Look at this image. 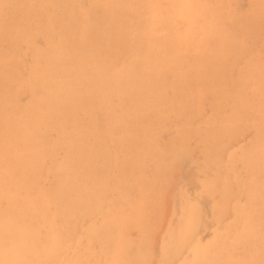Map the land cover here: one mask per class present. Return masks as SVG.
Wrapping results in <instances>:
<instances>
[{
  "label": "rangeland",
  "instance_id": "1",
  "mask_svg": "<svg viewBox=\"0 0 264 264\" xmlns=\"http://www.w3.org/2000/svg\"><path fill=\"white\" fill-rule=\"evenodd\" d=\"M40 1L43 2V0H0V10H1L0 11V23H1L0 28L4 27V29H3L4 31L2 29L0 30V32L2 31L0 33V40H1V42H0V143H1L0 144V150H1L0 151V154H1L0 160L1 159L3 160V161L1 160L2 162H0V183H1L0 187L4 186L3 187L4 189L0 188V197H1L0 198V210H1L0 216L2 217V218H0V222H1L0 224L1 225L4 224L1 227L2 230H0V232H2V233H0V240L2 241V239H1L2 237H3V240L4 239L6 240V241L5 240L2 241L3 242L2 244L0 241V245H3V247L2 246L0 247V251L2 250V252H0V264H3V263L4 264H7V263L8 264H47V263L48 264H55L56 261L57 262L59 261L58 260L59 257H57V256H62V259H63V260H61L63 263L60 261V262H58L59 264H68V263L73 264L72 258H75L74 264H76V261L78 264H80L82 262V260H83L82 264H167L166 263L167 261L169 264H184V263L185 264H192V263L193 264H200L202 262V260H203V262H202L203 264L204 263L205 264H211V263H214V264H225V263L226 264H235V263L236 264H258V263L264 264V245H263L264 244V173H263L264 172V145H262V144H264V142H262V140H264V139L261 138V137L264 138V130H263L264 129L263 128L264 127V0H220L219 2H218V0L217 1L216 0H209V1L208 0H206V1L202 0L203 3L201 2V0H197L199 5L197 4V2H195L196 0H194L193 3H194V5L196 4V6H193V3H192V6H193L192 10L195 7H197V8H195L197 11L200 10V11H203V13H204V11L206 12L211 7V9L213 11L211 12V9L208 11H210L211 14L213 13L212 14L213 16L210 15L209 13L206 16V14L204 15L200 11L198 13L195 10V11H193L194 13L196 12L197 15L198 14H200V15L202 14V15L201 16L198 15V19L197 18L196 19L199 22H197V20L195 19V17H197V15L192 13V14H194L193 17L191 16V18H194V19L190 18L191 21L193 20L192 23H191L189 18L187 20L186 17L180 15V12H181L180 10L182 9L183 4L185 3L184 0H178L181 2L183 1L182 2L183 4L181 2L177 3V0H175L176 2L174 0H171L172 1L171 3H170V0H165L167 2L169 1L168 2L169 5H167L166 4L167 2H165L164 0H116V1L115 0H113V1L112 0H92L93 3L91 0L90 1L89 0H71V2H69L70 0H58V1L49 0V2H48V0H45V4H46V2L49 3L48 7H47V5H46V7H44L45 6L44 2L41 4ZM62 1H65V2H63V4H62ZM154 1H157V2L155 3ZM151 2H153V3H151ZM174 2L177 4L174 5ZM213 2H214V4H213ZM35 4L38 6H36ZM66 4L68 6L71 5V7L69 6L70 8H67ZM72 4H73V7H72ZM92 4H93V6L89 7ZM28 5H29V7H27ZM33 5H34V7H33ZM51 5L53 6L52 7L53 9L49 8ZM63 5H65V6H63ZM76 5L80 7L79 12L77 10L79 8ZM83 5H84V7H82ZM87 5H89L88 6L89 8L87 7ZM103 5H105V6H103ZM150 5H152V6H150ZM163 5L164 6L166 5V6L163 7ZM173 5H174V9H173ZM207 5L210 7L208 8ZM96 6L97 7L99 6V7L97 8ZM159 6L161 7V8H159L160 10L158 9L156 11L157 7H159ZM201 6H203V7H201ZM57 7H58V9H57ZM63 7L65 9H63ZM151 7L152 8L155 7V9L154 8L153 9L156 11V13ZM166 7L167 8L172 7V8H168L167 9L168 11H166ZM55 8L57 10H59L61 13L59 12V14H57L58 11L56 12ZM84 8L87 11V15H86V11L84 10ZM162 8H164V9H162ZM28 9L30 11H28ZM31 9H33L34 11ZM72 9L75 11L74 13H76V14L73 13ZM61 10L65 11V12H62ZM68 11L70 12V14L68 13ZM140 11H141V13H140ZM145 11L149 13V14L145 13V15L147 17H149V19H147V17L144 16ZM159 11L161 12V14ZM170 11H172V13H169ZM216 11L217 12L219 11L218 13L221 12L222 17H220V20H218L219 19L218 15H217V18L215 17L216 13H217ZM93 12L95 13V15ZM55 13L57 15H55ZM62 13L63 14L66 13V14H64V16H63ZM164 13H166V14H164ZM50 14L52 16L55 15V17H52ZM156 14H159L160 16L156 15ZM162 14H164V15L161 16ZM60 15H62V17ZM68 15H70V17H68ZM74 15H76V17ZM89 15L91 17H89ZM203 15L206 17L204 18ZM59 16L63 19L61 20V18ZM71 16L72 17L74 16L75 18H72ZM86 16H88V17H86ZM111 16H112V18H110ZM152 16H154V19ZM169 16L171 17V23L169 21ZM45 17H46V19H48L47 21L45 20ZM51 17L53 19L55 18V22H57V25H56V23H53L54 21H53V19H50ZM58 17L60 18V20L57 21V19H59ZM201 17L204 20H202ZM211 17L212 18L214 17L217 19V20L214 19L217 21V22L215 21L217 23L216 24L217 26L215 25V22L211 23V21H214ZM230 17H232V18H230ZM87 18H89L90 20ZM104 18H105V20H103ZM162 18H164V20H162ZM206 18H208V19H206ZM223 18L225 20H223ZM25 19H27L28 23L25 21ZM71 19H72V22L70 23L69 21H71ZM146 19H147V21H146ZM167 19H168V21H167ZM209 19H212V20H209ZM231 19H234V20H231ZM235 19H236V22L233 23V25H232L231 22L235 21ZM93 20H95V21H93ZM156 20L159 22H155ZM184 20H185V23H184ZM194 20H196L195 23H194ZM205 20H207L208 22L206 23ZM228 20H231V21L228 22ZM11 21L13 23H11ZM90 21H92V22H90ZM145 21H146V24H145ZM148 21H149V24H148ZM165 21L168 23L167 27H165L166 26ZM189 21H190V23H189ZM203 21H204V23H203ZM221 21H222V23H221ZM49 22L51 24V27L48 24ZM58 22L61 24L64 22L63 26L62 25L60 26V28H61L60 32L58 31L59 30L58 25H60ZM89 22H90V24H89ZM94 22H96V23L92 25V23H94ZM99 22H100V24H99L100 26L96 27V24ZM8 23H9V25H8V29H7ZM67 23H69V24H67ZM104 23L105 24L107 23L105 28H104V26H105ZM116 23H120V25L119 24L117 25ZM142 23H144L143 26H142ZM159 23H161L160 24L161 28H157V26L160 27ZM213 23H214V25H212ZM229 23H230V25H228ZM2 24L4 26H2ZM45 24H46V26L49 27V30L51 28V32L49 34H47L48 29L45 30L46 29ZM115 24L117 25V27ZM174 24H175V26H174ZM195 24L197 25L196 27H194ZM218 24H219V26H218ZM20 25H22V26H20ZM78 25H79V29H78ZM130 25H132V26L130 27ZM139 25H140V27H139ZM155 25H157V26H155ZM203 25L204 26L206 25L205 26L206 29L203 28ZM211 25H212V28H214V31L211 28ZM92 26H94V27L92 28ZM121 26H122V28H121ZM178 26H181V27H178ZM190 26H192L195 30H193V31L191 30L192 32L189 31L188 27H190ZM201 26H202V28H200ZM12 27H16L17 29L16 28L13 29ZM52 27H54L56 32L54 31V29H52ZM70 27H72V30H70L71 29ZM145 27H147V29H145ZM174 27H175V29H174ZM177 27L179 28L180 31L177 30L178 29ZM9 28L11 31L9 30ZM94 28L96 29V31L98 33L99 32L100 33L97 34L96 31L94 30ZM99 28H100V30H99ZM115 28H118V29H115ZM127 28H129V29H127ZM138 28L141 29L142 33L140 30H138ZM155 28H157V29H155ZM164 28L167 31V34H166ZM209 28H210V31H209ZM215 28H218L219 30L218 29H216V30H218L220 32H217L215 30ZM232 28L234 29V31L232 30ZM6 29L9 30L10 33L6 34V32H9ZM62 29L63 30L65 29V30L63 31ZM152 29H153V32H151ZM158 29L160 30V33L162 31H164L165 33L163 32V34H165V35H163L162 33H161V36H160V34H157V32L159 33ZM170 29L173 30L172 31L173 33L170 32ZM20 30L23 33H21ZM61 30L65 33L64 37H62L63 32L61 35ZM120 30H121V32H120ZM143 30H144V33H143ZM146 30H148V31H146ZM185 30H186V32H185L186 34L184 33ZM45 31H47V33ZM70 31H72L71 34H70ZM82 31H84L85 33H83ZM177 31L179 32V34L177 33ZM52 32H55V33H53L54 35L51 34ZM67 32H68V34H67ZM76 32H77V34H76ZM110 32H113V33H110ZM190 32H191V34H189ZM194 32H195V34H194ZM200 32H201V36L203 34H205L206 36L203 35V37L200 38L201 37ZM43 33H45V34H43ZM58 33H60L61 36L60 35L58 36ZM73 33H75V34H73ZM101 33H102V35H101ZM139 33H141L142 36H140ZM211 33H212V35H211ZM1 34H3L4 37ZM133 34H135L137 37L139 35V38H137ZM144 34H145V36H144ZM156 34L158 36H156ZM174 34H175V36H174ZM47 35H49V37L45 39L44 37H47ZM87 35H89V36L87 37ZM91 35H93V36H91ZM94 35H97V38H95ZM114 35L117 37H115ZM120 35H122V36H120ZM195 35L198 38L197 37L193 38ZM5 36H6V39H5ZM66 36H67V38H66ZM71 36H72V39H71V41H69L70 40L69 38H71ZM99 36H101V37H99ZM110 36H112V37H110ZM129 36H130V38H129ZM131 36H132V38H131ZM153 36L154 37L156 36V37L153 38ZM167 36H168V38H167ZM185 36H186V39H188V40L192 36L190 38V40H189L190 42L188 44L186 43L188 40H186V42L184 41ZM2 37L6 41H4V40L2 41V39H1ZM91 37H93V38H91ZM107 37H110L109 42L107 40L108 39ZM174 37H176V38H174ZM177 37H180V38H178V42H177ZM20 38H21V40H20ZM52 38H53V41H52ZM89 38H91L90 39L91 42H94L93 44L90 43L91 49H89L90 46H88ZM94 38H95L96 42L93 41ZM104 38H106V39H104ZM113 38H115V40ZM118 38L121 41H119ZM135 38H137V39H135ZM192 38H193V40H191ZM217 38H219V39L217 40ZM133 39H134V41H133ZM153 39H155L156 41H154ZM158 39H160V40H158ZM165 39H167V40L170 39L172 41L170 43V40H169V43H168V41ZM196 39H199V40H197V42L201 41V43L198 42V44H196L197 43L196 42L193 45V42H195ZM84 40H86V41H84ZM135 40H137V41L140 40L139 41L140 44H139V42H136ZM161 40H162L163 44H161ZM173 40H175V41L173 42ZM182 40H183V43H182ZM16 41H18L19 43ZM22 41H24V42H22ZM101 41L103 44L105 42H108L110 44V45H108L107 43L104 44L105 45L104 48L106 49L105 54L103 52L105 50L104 48H102V51H100L101 49L98 48L100 45H101V47L103 45V44H101ZM153 41L155 43H153ZM54 42H55V44H54ZM59 42L60 43L62 42V43L60 44ZM84 42L85 43L87 42V45H86L87 48L85 47ZM157 42H159L158 45H157ZM128 43H130V44H128ZM148 43H149V45H148ZM176 43H177V47H176ZM77 44L79 45L78 47H76ZM57 45H58L57 48H59V49L56 51ZM82 45H84L83 48H85L84 52H86V53H84V52L80 53V51H83ZM131 45H133V47L134 46L136 47L137 50H135V51H138V53L141 52L144 55L141 53L140 54L136 53L134 51L135 47L133 48L132 54H127V52L129 53V51L131 52V50H132ZM137 45H139V46L137 47ZM162 45H164L165 48H163ZM191 45L195 46V48L193 46L191 47L192 50H195L194 54H193L194 56H191L192 54H190L192 51L190 49ZM54 46H55V49H54ZM108 46L110 48H107ZM150 46H153L152 48L153 49L155 48L154 50H156L158 48H161V49H159V52L156 51L158 53V54L156 53L157 54L156 55L155 51H153ZM173 46H175V48ZM196 46H198V47L202 46V47L200 50L197 47V50H198L197 51ZM62 47L64 49H62ZM95 47H97V49ZM140 47H142V48H140ZM146 47H148L149 49H146V51H145L143 48H146ZM167 47H171L170 50H169V48L167 50L166 49ZM172 47L174 48V52H173ZM36 48H38L39 51ZM139 48L141 49V51ZM176 48H177V51H176ZM98 49H100V50L97 51ZM109 49H111V50H109ZM162 49H164V50H162ZM178 49H179V51H181L183 49L182 51H184L185 53H183L182 51H181L182 53L179 52ZM232 49H234V50H232ZM88 50L91 52H89ZM95 50H96V54H95ZM108 50H109V52H108L109 55H108V53H106ZM160 50H161L163 55L161 54ZM230 50H232V51L230 52ZM33 51L34 52L37 51L39 53V55L36 54L37 56H39L38 58L36 57V59H35V56L33 55L34 54ZM114 51L117 53L115 54ZM143 51L146 53L147 56L145 55V53ZM99 52H101V53L97 54ZM102 52H103V55L105 57H101V56H103ZM147 52L149 53V56H148ZM170 52H173V53L171 54ZM178 52L181 54L180 55L181 59H179L180 58L179 56L178 57L175 56L176 54H178ZM186 52L189 53V56H188L189 58L190 57H192V59L194 57L196 58V59L195 58L193 59L195 61V63H194V61L190 62V60L188 59L187 56H186L187 59L184 60V57L187 54ZM195 52H196V54H195ZM83 53H84V56H83ZM87 53L89 55L91 53L92 56L93 55H95V56H93V57L89 56L88 57ZM150 53L151 54L154 53V55H156V56L153 55V57H152L150 55ZM164 53H166V54H164ZM56 54H58V56ZM72 54H73V56H72ZM136 54H138V56H137L138 59L136 58ZM159 54H160V56H159ZM170 54L174 55V56H171ZM197 54H198V56H197ZM67 55H68V57H67ZM69 55H71V58H69L70 57ZM98 55H100V56H98ZM128 55H129V57H127ZM130 55H132V56L130 57ZM142 55H143V58L141 57ZM167 55H169L170 58ZM77 56H81V57L77 58ZM113 56H115V57H113ZM119 56H123V57L121 59H119L120 58ZM97 57H98V60L100 59L99 57H101V60H99V62L97 60ZM106 57L108 59H106ZM126 57L128 58L127 60H130V61H127ZM134 57L137 60L134 59ZM150 57H152V60H150ZM162 57L164 58V63H163ZM172 57H174V59L175 58H178V59H175V62H174L172 60ZM210 57H212V58H210ZM216 57H217V59H216ZM66 58H69V59L66 60ZM155 58H156V60H155ZM54 59H57L58 63ZM80 59H81V61L86 59V60H84L85 63H87L88 62L87 60H89L90 64L95 65L93 69L96 68L97 70H95V71L98 72L99 74L96 73L95 71H92L93 69L90 70V74H88L89 71L86 72V70H88L89 68H92L93 66H91L88 63V66L86 64H83L84 66L86 65L84 67L81 64L83 62H81ZM113 59L114 60L116 59L115 61L116 62L119 61V62L115 63V61ZM144 59H146L148 61H145ZM165 59L167 60L168 63L173 62L172 64H170L171 66L167 65L168 63L166 62ZM170 59H171V62H170ZM197 59L199 60V63H200L199 66H198V60ZM229 59H231V60H229ZM37 60H41L42 62L39 61L40 63L37 64V62H38ZM60 60H64V62L63 61L61 62ZM71 60L73 61V63H71ZM94 60H95V62H93ZM120 60L124 61L125 63H122ZM159 60H161V61H159ZM176 60H177V62H176ZM186 60H188L189 62L187 63ZM196 60H197V63H196ZM35 61H36V63H34ZM150 61L152 64L150 63ZM232 61H233V63H232ZM111 62H112V64H111ZM127 62H129L131 65L134 62L133 64H135V65L131 66ZM144 62L146 65L144 64ZM165 62H166V64H165ZM60 63L62 64L63 67H60L61 66ZM67 63H69V64L67 65V70H66L65 67H66ZM70 63L73 65V66L71 65L72 69L70 68ZM102 63H103V65H102ZM113 63L116 65V68H115V65L113 66ZM191 63L192 64L194 63V65H192ZM39 64H41L42 66H40ZM55 64H57V65H55ZM180 64L181 65L183 64L182 65L183 67ZM187 64H188V66H187ZM195 64H196V69L194 67ZM75 65H77L78 67L77 66L75 67ZM81 65H82V67H84V69L81 67ZM89 65H90V67H89ZM107 65H109V67H107ZM184 65L186 67H184ZM203 65L205 67V70L203 68ZM110 66H112V67H110ZM130 66L132 67V69ZM142 66H144V67H142ZM164 66H165L166 70H165V68L162 69ZM52 67L54 70L52 69ZM86 67H88V68L86 69ZM113 67H114V70H112ZM117 67H118V70H117ZM187 67H190V68H187ZM37 68H39V69H37ZM45 68H46V70H45ZM49 68L52 70H50ZM125 68H129V69H125ZM142 68H144L145 71ZM148 68H150L149 73H148ZM70 69L72 71L69 72ZM81 69L84 71L80 75V73L82 71ZM101 69L102 70L105 69L108 72L104 71V73H103V71ZM136 69H137V72H136ZM139 69H142V70L138 71ZM181 69L182 70L184 69V71H182ZM197 69L199 70L198 75H197V71H198ZM42 70H44L45 72H43L44 74L42 73L40 75ZM49 70H50V74H48L46 72ZM115 70H117L118 72ZM119 70H121V71H119ZM188 70H190L191 72L187 73ZM192 70H194L195 72H193ZM201 70H203V71H201ZM53 71L54 72L58 71L56 74L58 77H56V75L53 73ZM134 71L136 72V75H135ZM152 71H154V72L152 73ZM206 71H207V73H206ZM73 72H76V73H73ZM85 72H86V74H85ZM100 72L103 74L102 76H101ZM112 72H113V74H112ZM115 72H116V74H114ZM119 72H120V74H119ZM122 72H124V75L126 74V76H123L124 78L130 77L131 75H133V76L128 78V79L125 78L126 80L123 77L121 78L122 81L118 80L117 78L119 76L121 77L123 75ZM141 72H142V74H141ZM164 72H165V74H164ZM255 72H257V73H255ZM45 73L47 75H51V77L50 76L48 77ZM110 73H111L112 77H114V75H115L116 77H114V78L117 80H115L114 78H111ZM144 73L146 74V76L148 75L147 78H146ZM158 73H160V74H158ZM173 73H175V74H173ZM181 73L183 74V76ZM118 74H119V76H118ZM149 74H150V76H152V79L149 76ZM203 74H205V75L203 76ZM63 75L65 77L61 80L60 77H63ZM71 75L74 76L73 78H75L76 81L78 79L80 81L78 80L76 82L75 79H73ZM82 75H87V76L83 77ZM88 75L90 78L88 77ZM97 75L100 77V79H99L100 82H98V80H97L99 78V77L97 78ZM138 75H139V77H134V76H138ZM179 75H180V77H179ZM200 75H201V77H198ZM91 76H94L93 78H95V79L97 78V79L96 80L93 79L94 81L90 83V80H92ZM187 76H189V77H187ZM192 76H194V77H192ZM41 77H43V78H41ZM106 77H108V78H106ZM159 77H161V78H159ZM175 77H177V80ZM59 78L61 80L60 82L58 80ZM82 78L84 80H82ZM131 78H134L135 81H138L139 79H142V80H139V82H135ZM136 78L137 79L139 78V79L137 80ZM153 78L157 82L154 81ZM164 78H166V79H164ZM190 78H192V79H190ZM30 79L33 81L30 82ZM64 79H65V81H67V80H69V81L65 82ZM103 79L105 82H103ZM107 79H109V80H107ZM158 79H159V81H158ZM161 79H162V81H161ZM179 79L183 80L182 81L183 84L180 83L181 81ZM38 80H40V82ZM128 80H130V81H128ZM166 80H167V82H166ZM198 80H200L201 82ZM49 81L52 83H50ZM81 81H83L84 83L83 82L81 83ZM95 81H97V82H95ZM106 81L108 83V89H106L107 88ZM125 81H126V83H124ZM140 81H141L142 87L140 85ZM202 81H203V83H202ZM230 81H232V82H230ZM117 82L119 83V85ZM149 82H152V83L149 84ZM170 82L172 83V85L170 84ZM65 83H66V85H65ZM71 83H73L74 85ZM88 83H90V84L93 83L92 85H89L90 90L94 89L95 87H96V89H94V91L93 90L90 91L89 86H87ZM105 83H106V85H105ZM136 83H137V85H136ZM156 83H158V84H156ZM59 84L63 85L62 86L63 88L61 87L62 90L59 88L60 87ZM82 84H84V85H82ZM97 84L100 85V87ZM132 84L136 85V86L133 85L135 90L133 89ZM147 84L150 86L151 89L148 88L149 86ZM153 84H155V90H154ZM180 84L184 85V86H182V88H181V87H179ZM231 84H232V86H231ZM31 85H32V87H31ZM67 85L69 86V88ZM71 85H72V87H71ZM81 85H82V87H81ZM85 85L88 88L87 90L85 88L86 87ZM93 85H94V87H93ZM114 85H115V87H114ZM128 85H129V87H128ZM143 85L146 86L145 88H148V89H145ZM175 85H177V87ZM262 85H263V87H262ZM42 86H43V90L41 88ZM56 86H58L57 87L58 89L56 88ZM104 86H106V88H104ZM116 86L118 89H120L122 87L120 90H118L120 92L117 91ZM131 86H132L133 91H131L130 93L135 95L134 96L135 100L133 99V95H130V93H129V91L132 90V89H130ZM167 86H169V87H167ZM170 86H172L174 92L177 93L178 92L177 89H179V91L182 90L181 92L183 94L181 92H179V95H178V93L177 94L173 93L172 92L173 90ZM38 87H39L40 92L37 89ZM47 87H49V88H47ZM65 87L67 88V91H66ZM110 87H112V88H110ZM135 87L137 88L138 91L136 90ZM175 87H176V89H175ZM229 87H230V89L232 87V89L230 90ZM98 88H100V90ZM52 89H54L55 93ZM102 89H105V90H102ZM110 89H112L114 93ZM123 89H127L126 91L128 92V95H127V92L123 91ZM140 89H141V91H140ZM228 89L230 91H232V90L233 91L229 92ZM45 90H47V91H45ZM101 90H102L103 94L101 93ZM108 90H109V95H108ZM204 90H205V92H204ZM88 91L90 92L89 95H90L91 99H88L89 98L88 97L89 95H87ZM136 91L139 92V94ZM46 92H48V94ZM72 92H74V93H72ZM81 92H83L84 94L83 93L81 94ZM105 92H107L106 94L109 97L110 96L111 97L108 98V96L105 94ZM117 92L120 95H123L125 93L126 95L125 94L124 95L127 96V99H129L130 97L131 98L129 99V101H127L125 96L121 97ZM133 92H136L138 95L136 93L134 94ZM203 92L205 94H203ZM14 93L15 94L17 93V94L15 95ZM157 93L159 94V97H158ZM52 94L54 96H52ZM110 94L114 95V97ZM163 94H164V96H163ZM174 94H176V95L173 96ZM186 94L188 96H190V94H192V96L188 97V96H186ZM210 94H211V96H210ZM37 95L40 96L39 99H38ZM44 95L46 98L42 97ZM80 95L83 98L81 97V99H80ZM85 95H87V96H85ZM129 95H130V97H129ZM136 95L140 99L136 98ZM150 95H153V96H150ZM154 95H156L157 99L155 98ZM180 95L181 96L183 95L182 98ZM48 96H50V97H48ZM118 96H120L121 98L120 97L118 98ZM55 97H59V98H55ZM78 97H79V99H78ZM115 97L118 98L119 100L117 101V99ZM201 97H204V98H201ZM32 98H34L33 99L34 102H32L33 101ZM106 98H108V100H107L108 103L106 102ZM122 98L124 101L122 100ZM169 98H170V100H169ZM49 99H51L52 105H51V101ZM138 99H139L138 102L140 103V105L139 104L137 105ZM154 99H155V101H154ZM164 99H165V101H163ZM38 100L41 102L43 101V104H41V102H40V104L38 105L37 104ZM62 100H64V101H62ZM85 100H88V101L86 102ZM120 100H121V102H120ZM132 100L135 101V104H133L134 102ZM156 100H158L159 103ZM212 100H215V102L214 101L212 102ZM44 101L47 103H45ZM99 101L100 102L104 101V102L100 103ZM89 102H90V104H89ZM117 102L121 103V104H119L120 106H118ZM58 103H60V104L57 105ZM141 103H143V104H141ZM232 103H233L234 107H232ZM96 104L97 105L100 104V105H98V108H97ZM111 104H113L114 106ZM156 104H158V106ZM160 104H162V105H160ZM180 104H181V106H180ZM40 105L41 106L43 105V106L41 107ZM49 105L51 107H49ZM56 105H57V107H59V109L57 107H54ZM105 105H106V107H105ZM116 105L118 107H116ZM126 105H128V107L131 110H133L134 107H136V110L141 109L139 111L140 114L138 111H135V109L133 111H135L137 113L134 114V112L131 111ZM135 105H137V106H135ZM184 105H186V107H184ZM88 106L90 107L89 109H88ZM124 106H126V108ZM153 106H155V107H153ZM175 106L177 109L174 108ZM40 107L43 110H45V108L47 107L48 110L43 111L40 109ZM65 107L67 109H69L68 110L69 112L67 111V109ZM77 107H79V109ZM99 107H102V108H99ZM30 108H31V110H29ZM54 108H56V109H54ZM106 108H110V109H108V111H107ZM149 108H151V109L153 108L152 111H151V109L147 110ZM52 109L55 110V112H57L56 114H55V112L53 113V111L51 112L54 114V116H56V118L54 117L55 119H53V115L51 113H49L50 115L48 114V112ZM63 109L66 110L67 113ZM87 109L91 110L92 113H90L89 111H88L89 112L88 113L86 111ZM103 109L104 110L106 109L107 113H106V111L102 112ZM120 109L127 111V112L124 113L122 111L124 113V115H123V113L121 112ZM125 109H127V110H125ZM175 109L177 111H175ZM178 109H180V110H178ZM217 109L220 110V113L218 112ZM32 110L34 112H32ZM112 110H114L116 112V114ZM144 110L148 111V112L146 111L147 114L145 113ZM164 110H165V112H164ZM41 111L43 112L41 115L42 116L44 115V117H42L40 115ZM82 111H84V112H82ZM111 111L114 112L115 116L113 115V113ZM30 112H32V113H30ZM86 112H87V116L85 117ZM110 112L112 113L111 115H113L112 117L110 115ZM172 112H175V113H172ZM36 113H38V114L36 115ZM58 113H63V114L60 115ZM120 113H122V116ZM127 113H128V116H127ZM181 113H182V116L184 118L181 116ZM258 113H259V115H258ZM91 114H92V117L90 116ZM106 114H108V115H106ZM125 114H126V116H125ZM132 114L135 116L134 117L135 120L133 117L129 116V115L133 116ZM183 114L184 115L188 114V116H184ZM30 115H32V116H30ZM78 115H80V116H78ZM83 115L85 118L83 117ZM66 116L68 117V121L66 119L67 118ZM109 116L111 118H108ZM153 116H154V118H153ZM172 116H174V117H172ZM216 116H218V117H216ZM31 117H32V119H31ZM62 117H63L64 123L62 122ZM115 117H116V119H115ZM120 117H123V119H121ZM126 117H128V118H126ZM144 117L151 119V121H149L147 119L149 121V124H148L146 118H144ZM170 117L172 119H170ZM43 118L45 120H43ZM106 118H108L109 120L110 119H112V120L109 121ZM117 118L118 119L120 118L121 120H126V121H120ZM136 118H137V120H136ZM35 119H36V121L37 120H39V121L35 123ZM58 119H59V121H57ZM213 119H215V120H213ZM7 120H8V122H6ZM69 120H70V122H69ZM117 120L119 121V123H116ZM4 121H5V123H4ZM19 121H20V123H19ZM50 121H51V123H50ZM80 121H81V123L79 124ZM103 121H105V122H103ZM213 121L215 122V124ZM29 122H30V124L28 125L27 123H29ZM54 122H55V124H54ZM72 122H74V124ZM123 122L129 123V125L126 124V126H125V123L122 124ZM145 122L147 123V125L145 124L147 126V128H146V126H144ZM40 123H43V125ZM65 123H68V125L66 124V126H65L64 125ZM71 123H72V125H71ZM111 123H114V124L112 125ZM158 123H161V124H158ZM174 123H176V124H174ZM24 124H26V126ZM34 124H35V126H34ZM46 124H48V125H46ZM78 124H79V126H78ZM104 124L106 125L107 130L104 129L105 128ZM17 125H20V126L24 125L26 128H23L24 126L23 127L21 126L23 128V129H21V127L17 126ZM52 125H54L56 127H54ZM74 125H75V127H74ZM139 125H141V127ZM156 125H158V126H156ZM3 126H6L5 129L9 130V131L7 132L6 130H3L4 129ZM29 126L33 127L34 129L30 127V130H29ZM39 126H41V127H39ZM48 126H50V127H48ZM51 126H52V129L56 128V130L55 129L52 130ZM62 126H63V128H62ZM67 126H69L70 128ZM101 126H104V127H101ZM109 126L110 127L112 126L111 128H113V126H114V128L111 129ZM142 126H144V127H142ZM40 128L43 131L39 130ZM64 128L66 129V131H64ZM75 128H77V129H75ZM109 128H110V130H109ZM149 128L151 129V131L153 128V131L152 132L149 131ZM10 129L14 130V131H12V132H14V134L13 133H11V134H13V135L16 134V135H15V137L12 135V138L9 139V137H11V134H8L11 132ZM31 129H33V130H31ZM214 129H218V130L221 129V130H219V131L217 130L215 132V135H214V131H215ZM20 130H21V132H20ZM26 130H29L30 134ZM101 130H104L105 132L104 131L101 132ZM143 130L145 131V133L143 132ZM210 130H211V132L213 131L212 132L213 134L211 133L212 136L210 135V132H208ZM233 130H234V132H233ZM18 131L20 132L19 134H18ZM33 131H35V132H33ZM38 131L40 133H38ZM56 131H57L58 135H56ZM59 131H61L62 133ZM106 131H108V132H106ZM141 131L144 133L143 138H142L143 133ZM68 132H69V134H68ZM76 132L77 133L79 132L81 137L78 135L79 133L76 134ZM85 132L87 133V135L83 136V135H85ZM111 132L114 133L113 135H115V136H118L116 134L120 135L118 137L120 140L119 142L115 136H110ZM71 133H72L73 137H71L72 136ZM154 133H155V135H154ZM198 133H200V134H198ZM206 133H207V135H206ZM216 133H218V134H216ZM230 133H231V136H230ZM26 134H27V136H25ZM66 134H68V136ZM105 134H106V136H105ZM149 134H150V136L154 135V137L151 136V138H153V139L150 138ZM208 134L212 137L211 140H213V142H211V141H210V143L208 142L210 139V138L207 139ZM222 134H223V136H222ZM232 134H233V137L235 139L232 137ZM3 135L4 136L8 135L9 137L6 139L7 136L4 137ZM28 135H29V137H28ZM49 135H51V137H49ZM55 135L57 136V140H55V137H56ZM59 135L60 136L62 135L64 138L62 136L60 137ZM122 135L124 137H122ZM157 135H158V137H157ZM259 135L261 136V137H259L260 140L258 139ZM17 136L18 137L21 136V137L17 138ZM66 136L69 137L70 140L68 138H66ZM140 136H141V138H140ZM186 136H187V138H186ZM22 137L24 139L26 138V140L22 139ZM34 137H36V138H34ZM41 137H42V139H41ZM77 137L79 140L77 139ZM79 137L81 138L82 141L80 140ZM89 137H90V139H89ZM173 137H174V139H173ZM193 137H194V139H193ZM205 137H207L206 138L207 141L205 140ZM44 138H46V139H44ZM51 138H52V140H50ZM185 138L187 140H185ZM218 138H220V139L218 140ZM32 139H33V142H32ZM76 139H77V141H76ZM84 139L86 140V142L82 143L83 141H85ZM107 139H108V141H107ZM109 139L114 140V141L113 140L112 141L114 142L115 146L110 143L111 140H109ZM121 139H123V140L121 141ZM5 140H6V142H5ZM10 140L11 141L13 140V141L10 142ZM48 140H50L51 144ZM58 140H60V141H58ZM88 140H89V143H87ZM149 140H150V142H149ZM184 140H185V142H183ZM254 140L255 141L257 140L256 142L259 141L261 143H259V142L255 143ZM21 141H24V142L28 141V142L21 144ZM62 141H64V143ZM178 141H180V142H178ZM14 142L16 144L19 143V144L23 145V147L25 146L24 149L19 144H17V145L21 146V148L18 146L16 147V144ZM57 142H59V144L61 145L60 147H58L59 144ZM116 142H118V145ZM187 142H189V143H187ZM206 142H208L209 145H207L208 143H206ZM7 143L9 144L11 151L10 150L6 151V148L8 147ZM31 143L33 146L31 145ZM47 143H48V145H47ZM73 143L74 144L77 143L80 146L79 148L82 149L83 151L79 150V148L76 150V147H78V146H77V144L74 146ZM95 143H96V145H95ZM10 144H12V147ZM43 144L48 149H46ZM65 144H66V148H65ZM82 144H83V147H86V148L81 147ZM99 144H100V146H98ZM197 144H198V146H196ZM30 145L32 146V148ZM42 145H43V148H41ZM62 145H63V147H62ZM110 145L112 147H110ZM176 145H178V146H176ZM15 147L17 148V150ZM56 147H58V148H56ZM68 147H70L71 149ZM72 147H73V150H72ZM89 147H90V149H89ZM18 148H19V150H18ZM52 148L53 149L55 148L58 152L55 149L52 151L51 150ZM210 148H212V149H210ZM4 149H5V151H4ZM107 149H109V150H107ZM181 149H183V150H181ZM23 150H25V153H24L25 157H26V155H29L26 158H24V156L22 155ZM161 150L163 151V153ZM189 150L191 151V153ZM202 150H204V152L205 151L206 152L204 153ZM210 150L212 151V153L210 152ZM12 151L15 153L18 152L16 154H19L20 156L15 155V153L13 154ZM40 151H42V153ZM97 151H98V153H97ZM4 152H5V154H7V156H5L6 159L4 158ZM6 152H9V153H6ZM62 152L65 154L62 155ZM74 152L76 154L78 153L77 154L78 156L77 155L75 156ZM79 152H81L82 154ZM106 152H108V153H106ZM150 152H151V154H149ZM172 152H174V153H172ZM10 153L13 154L12 158H11V155H9ZM99 153H101V154L98 156ZM157 153H159V154H157ZM45 154L47 155V158H46ZM67 154H69V155H67ZM262 154H263V156H262ZM48 155H49V158H52L49 160H51L50 162L53 164V167H49L52 164L50 165V162L47 161ZM189 155H190V157H189ZM33 156H34V158H33ZM64 156H66V157H64ZM68 156H69V158H68ZM79 156H81V157H79ZM82 156H84V159ZM158 156H159V159H158ZM209 156H210V158H209ZM28 157H30L29 160H28ZM53 157L54 158L57 157L58 159L55 160ZM75 157H77V158L75 159ZM78 157H79V159H78ZM117 157L120 159H118ZM7 158L10 162L11 161L12 162L9 163V161H7ZM65 158H66V160H65ZM121 158H123V159H121ZM15 159L16 160L18 159V160L16 161ZM31 159H33V161H31V163H30ZM72 159L76 160L77 162L73 161ZM80 159H81L80 163L82 165L80 163H78L80 161ZM69 160H71V162ZM257 160H258V162H257ZM18 161H19V163H18ZM39 161H41V162H39ZM44 161L46 163H44ZM56 161L59 162V165H58V163H54ZM5 162H7V163H5ZM47 162L49 163L48 164L49 166L46 165ZM69 163H70V165H69ZM72 163H74V164H72ZM77 163H78V166H77ZM107 163H108V165H107ZM14 164H15V166H14ZM17 165H19V166H17ZM44 165H45V169H43ZM71 165H72V167H71ZM58 166H59V168H57ZM28 167H30L29 169H31L32 171H28ZM32 167H34V168L32 169ZM73 167H75V168H73ZM116 167H117V169L115 171ZM53 168H55V170H53ZM62 168H63V170H62ZM69 168H72L74 173L71 169L69 170ZM78 169H80V170H78ZM82 169H83L84 173L86 172L90 177L87 175H84ZM39 170H41V171H39ZM44 170H46V172H45L46 174L48 173L47 171L49 170L47 177H46V174L44 173ZM66 170H67V173L63 174V173H65ZM50 171H53L52 173H54V174H52ZM37 172L39 173V175L41 173L40 177H39ZM75 172H76V174H75ZM89 172H92V173L89 174ZM118 172H119V174H118ZM6 173H8V174H6ZM69 173H70V175H67ZM77 173H80V174H78L80 178H78ZM57 174H59V175H57ZM12 175L13 176L16 175V176L12 177ZM83 175L85 176V179H82V178H84ZM10 176L12 177V180H11ZM27 176H28V178H27ZM58 176H59V178L60 177L61 178L59 179ZM68 176L71 178H68ZM86 176H87V178L88 177L89 178L87 179ZM95 176H96V178H95ZM42 177H43V179H42ZM64 177H65V179H67V182H69V185L71 184V186H69L68 183H65L66 182L65 180L63 181ZM73 178L76 179V182ZM7 179L10 181L6 182ZM44 179L47 182L49 181L50 183L49 182L46 183V181L44 182ZM71 179H72V183H70ZM16 181L19 183V185L17 184ZM81 181H83L84 183L82 182V184H81ZM241 181H243V182H241ZM60 183L61 184L63 183L62 186H60ZM89 183L91 184L90 185L91 188L89 187ZM240 183H242V184H240ZM21 184H22V187H21ZM42 184L44 185V188H43V186H41ZM53 184H54V186H53ZM76 184H78V185H76ZM79 184H81V185L79 186ZM5 185H6V188H5ZM7 185L9 186V188L7 187ZM55 185H57V186H55ZM37 186H38V188H37ZM77 186H79L80 188ZM81 186H83V187H81ZM207 186H209V188H207ZM31 187H34V188H32V190H31ZM64 187L67 189L69 187L70 189H68V191H67V189L64 190L65 189ZM85 187L88 188V189L86 188L87 192H86ZM82 188H83V190L79 191ZM227 188H229V189L227 190ZM20 189H21V191H20ZM59 189H62V191H60L62 193L60 195V192H59L60 196H58V198H56L57 196L55 197V193H57L59 191ZM72 189H74V191H71ZM75 189L76 190L79 189L78 193ZM91 189L95 192L94 194H93V191ZM33 190H35V191H33ZM63 190L67 191L69 193H67V192L63 193L64 192ZM4 191H5V193H4ZM83 191H85V192H83ZM72 192L76 193V194L73 195ZM79 192L82 195H80ZM88 192H89V195H87ZM108 192H109V195H108ZM36 193H38V194L36 195ZM52 193H53V195H52ZM233 193H235V194H233ZM237 193H238V195H237ZM47 194L49 195L48 197L50 199L47 197ZM62 194L64 196H62ZM67 194L69 195V198L67 197L68 196ZM101 195L103 197H100ZM227 195H228V197H227ZM28 196H29V199L26 200L28 198ZM33 196H34L33 199H35L36 202H38V200H39V204L37 203L36 205H34V203H35L34 200L33 199H32L33 201L30 200ZM65 196H66V198H65ZM83 196H85V197L88 196V198L86 197L87 199H84ZM92 196H93V198H92ZM106 196H107V199H106ZM73 197L74 198L80 197V198L79 199L76 198L77 199L76 200ZM173 197H175V198H173ZM53 198L54 199L56 198L57 201L59 199V201H58L59 203L56 202L55 201L56 199L54 200ZM67 198L69 199V201ZM82 198H83V200H82ZM7 199H9V200H7ZM70 199H71V202H70ZM88 199L92 200V202L89 201ZM52 200L55 201V204ZM63 200L66 201L65 205H69L68 207L63 205L64 204V203H62ZM72 200L74 202L73 203L74 205L73 204L71 205ZM86 200L88 201V203ZM201 200H202V202H201ZM40 201H41V203H40ZM75 201H77V203H75ZM78 201L79 202L82 201V205ZM47 202H49V203H47ZM89 202H91V203L89 204ZM30 203H32V204H30ZM57 203L59 204V206ZM94 203L97 205L95 206ZM11 204L17 205V207L14 206V208H13V206H10ZM78 204H79V206H78ZM86 204H88V205H86ZM91 204L95 208V211H94V208L92 209ZM99 205H101L102 207ZM6 206H8V207L5 208ZM28 206L30 209L27 208ZM53 206H54V208H53ZM87 206L89 209L87 208ZM45 207H47L48 210H46L47 208H45ZM55 207H56V209H55ZM62 207H63V209H62ZM77 207L81 208V209L78 208V209H80V211L77 209ZM96 207L97 208L100 207L101 209L99 208V210H97ZM17 208H19V209L17 210ZM65 208L70 209V210L68 209V211L71 212L70 218H68L69 216H65L66 213L68 212L65 210ZM20 209H21V212H20ZM42 209L45 212L42 211ZM50 209L54 212H51ZM53 209H55V210H53ZM30 210H32V213L30 212ZM39 210L41 211L40 213L38 212ZM88 210H89V213L91 211H93V214H95V215L92 216V212H91V216H92L91 217L89 215V213H87ZM11 211H13V212H11ZM84 211L86 214H88V217H87V215H85ZM96 211H98V212H96ZM8 212H9V216L11 215L10 217H8ZM10 212L13 213V216ZM100 212H102V213L100 214ZM104 212H106V213H104ZM53 213H54V216H51V215H53ZM64 213H65V215H64ZM74 213H76V214H74ZM77 213H78L79 219L81 217L85 218V219H83L84 222H83L82 218L80 219V221H77V219H78ZM26 214L27 215L29 214V216H28L29 220H28ZM105 214H106V216H105ZM108 214H109V216H108ZM34 215L37 217L39 216V218L35 217ZM60 215H64V216H60ZM67 215H69V214L67 213ZM98 215H100V216H98ZM186 215H188V217ZM42 216L47 217V219H49L52 223L49 220L46 221L45 220L46 218L45 217L43 218ZM72 216L73 217L75 216V218L71 219ZM179 216L181 217V219ZM184 216H186V217H184ZM198 216H199V218H198ZM239 216H241L240 219L242 221H239L240 220L238 218ZM256 216H257V218H255ZM89 217H90V219H88ZM14 218H16V220H18L19 225L18 224L17 225L21 226V227H18L15 224V223H17V221ZM40 218H41V221H40ZM95 218H96V220H95ZM184 218L185 219L188 218V219L184 220ZM2 219H4V220H2ZM35 219L39 220L38 221L39 224L41 223L40 227L38 225V222ZM63 219L66 221V224L64 223ZM67 219H70V222L73 223L75 226L77 225V227H74L70 222H67ZM75 219L77 222L75 221ZM103 219L105 220V222ZM58 220H60V221H58ZM71 220H73V221H71ZM111 220L114 223L111 222ZM122 220H123V222H122ZM187 220L189 222H186ZM3 221H4V223H3ZM30 221L32 222L34 229L32 228V224L30 223ZM87 221L89 224H87ZM92 221L94 222L93 224L95 226L92 225ZM237 221H239L240 223H237ZM5 222L7 224H5ZM11 222H12V224H11ZM13 222L15 225L13 224ZM27 222H29L28 224L30 226L25 224ZM53 222H56V223L54 224ZM106 222H107V225L104 224ZM115 222L117 223V225L115 224ZM42 223H45V225ZM67 223H68V226H66ZM99 223H101L102 225L104 224V225L101 226V224H99ZM184 223H185V225H184ZM197 223H198V225H197ZM9 224L11 225L12 228L10 226H8ZM85 224H87L88 226L92 225L94 227L91 228ZM232 224H233V227H232L233 230L231 229ZM234 224L238 227H236ZM238 224H240V225H238ZM71 225L74 228H76V229L78 228V229L77 230L74 229L73 227H71ZM15 226H17V227H15ZM23 226L24 227L26 226V227L24 228ZM45 226L46 227L48 226V228H51L52 232L53 231L54 232L51 233V229H48V228H46V231H44ZM99 226H101V227L99 228ZM7 227H8V231L5 230V229H7ZM65 227L67 230H65ZM68 227H69L70 231H68ZM86 227H88V228L85 229ZM113 227H115V228H113ZM15 228H17V229H15ZM29 228L33 229V230H30ZM38 228H39V230H38ZM43 228H44V230H43ZM103 228L104 229L106 228V229L104 230ZM107 228H108V231H107ZM23 229L26 230L25 233H24ZM81 229H83V230H81ZM98 229L101 231H99ZM236 229H238V230H236ZM57 230H59V232H56ZM73 230H74V232H72ZM90 230H93L94 234ZM95 230L96 231L98 230L99 232L95 233ZM257 230H259L261 232L258 231V233H257ZM9 231H10V233H9ZM66 231H68L69 234ZM87 231H89L88 233H91V234L86 233ZM104 231H106L105 233L108 232L107 235L104 234ZM169 231H170V233H169ZM42 232H43V235H41ZM46 232H49V233H47V235H46ZM70 232H72L71 234H72V236H74L73 238L71 237ZM100 232H102L103 235ZM5 233H6V236H5ZM65 233L67 236L70 235V238L67 237L65 235ZM227 233H230V234H227ZM26 234H27V238H30V240L26 239ZM59 234H60V237H61V235H65L67 237V240L65 239L66 238L65 236H62L60 238ZM82 234H84L85 236L86 235L92 236V234H93L95 238L93 239V236L92 237L90 236V238L88 236H86L84 238V235H82ZM178 235H180V236H178ZM221 235H223V236H221ZM12 236H14V237H12ZM32 236H34V237H32ZM35 236H38V237L35 238ZM111 236H112V238H111L112 240L110 239ZM42 237H44V238H42ZM79 237L81 238V240H79L80 239ZM249 237L251 239V242H250ZM16 238H17V240H15ZM32 238L34 239L33 241H32ZM51 238L54 240L52 241ZM63 238L66 240L65 241L66 244H64L65 242H64ZM91 238H92V242H91V240H89ZM104 238H106V239H104ZM7 239L10 242H8ZM35 239H36V242H35ZM58 239H59V241H58ZM215 239H217V240L215 241ZM229 239H230V241H228ZM22 240H23L24 245L21 243ZM73 240H74V242H73ZM219 240H221V242H222L221 244H220ZM222 240L224 241V244H223ZM11 241L14 243H12ZM37 241H38V244H37ZM41 241H43V243H42L43 245H41ZM61 241H62V243H60ZM84 241L86 244L84 243ZM93 241H95V242H93ZM127 241H128V243H127ZM174 241L177 242L176 246H175L176 242H174ZM4 242H6V244ZM15 242H17L18 244L16 245ZM69 242L73 243V244L71 243L72 246L70 248H69V244H70ZM46 243L48 244V246ZM80 243H82V244H80ZM87 243L88 244L91 243L92 246H91V244L88 245ZM115 243H116V246H115ZM164 243H166V244H164ZM244 243H245V245H244ZM31 244H34L35 246L32 245V247H31ZM62 244L64 245V248H66V250L63 249ZM67 244H68V246H67ZM76 244H78V246ZM238 244H240L241 246H239ZM86 245H88V246L86 247L87 249L85 250L84 246H86ZM172 245L174 248L171 247ZM4 246H6L7 249ZM23 246H24V248H23ZM55 246H57V247L55 248ZM65 246H67V247H65ZM89 246L91 247V249L89 248ZM163 246L165 247L166 250L163 249L164 248ZM180 246H181V248H180ZM29 247H31V248H29ZM77 247L80 249H78ZM105 247H109V248L105 249ZM175 247L178 249H176ZM235 247H238V249ZM242 247H245V248H242ZM9 248H10V251H9ZM34 248H35V250H34ZM67 248H69L68 249L69 254L72 251L75 252V249H77V250H76V253L72 252L70 255L68 254L70 257H67V259H66V257H64L65 256L64 251H67ZM100 248L101 249L103 248V249L101 250ZM116 248H119V249L116 250ZM214 248L216 250H214ZM41 249H43V250L41 251ZM88 249H89V251L91 250L89 252L90 256L88 255ZM37 250H39V251H37ZM58 250H59V252H58ZM62 250H64V251L62 252ZM78 250H79L80 254L77 252ZM84 250L86 251V253ZM176 250L178 252L181 251V252H179L180 254L177 253ZM202 250H204V251L202 252ZM81 251H84V252H82L84 257L82 259L80 258L81 259V261H80V259L78 258L79 256L78 257L74 256V254L76 255L78 253L81 256L82 255ZM163 251H168L167 252L168 255L166 254V252H163ZM41 252H42V254H41ZM173 253L176 254V256H174ZM85 254H86V257H85ZM165 254L167 255V257ZM205 254L206 255L208 254V257H210L211 260ZM245 254H246V256H245ZM169 255L172 257H169ZM199 255H201L202 257ZM222 255H224V256H222ZM257 255H259V256H257ZM87 257H89V259H90L89 263H86L87 261H89L87 259ZM229 257H230V259H229ZM84 258H85V260H84ZM195 258L197 260H195ZM5 259H7V260H5ZM65 259L67 260V262ZM69 259H72V260L69 261ZM86 259H87V261H86ZM165 260H167V261H165ZM198 260L200 261L199 263L197 262ZM96 261H98V262L96 263ZM210 261H211V263H210ZM216 261H217V263H216ZM57 262H56V264H57Z\"/></svg>",
  "mask_w": 264,
  "mask_h": 264
},
{
  "label": "bare ground",
  "instance_id": "2",
  "mask_svg": "<svg viewBox=\"0 0 264 264\" xmlns=\"http://www.w3.org/2000/svg\"><path fill=\"white\" fill-rule=\"evenodd\" d=\"M52 1H53V0H52ZM56 1H58V0H56ZM89 1H90V0H89ZM89 1H88V2H89ZM91 1H92V0H91ZM112 1H113V0H112ZM115 1H116V0H115ZM164 1H165V0H164ZM174 1H175V0H174ZM184 1H185L184 4L182 3L183 1L181 2V1H178V0H177V3H178V2H181V3L183 4L182 9L180 10V11H181V12H180V15L186 17L187 20H188V18L190 19L191 16H192V17L194 16V14L197 15L196 12H195V13L193 12V11L196 10L195 8H197V7H195V8L192 10V7H193V6H196V4L194 5V3H193L194 0H184ZM203 1H206V0H203ZM203 1L201 0L202 3H203ZM208 1H209V0H208ZM216 1H217V0H216ZM219 1H220V0H218V2H219ZM30 2H31V1H30ZM40 2H41V1H40ZM43 2H44V5H45L44 7H46V5H47V7H48V4H49V3L46 2V4H45V0H43ZM43 2H41V4H42ZM48 2H49V0H48ZM59 2H60V1H59ZM63 2H65V1H62V4H63ZM69 2H71V0H70ZM79 2H80V1H79ZM79 2H78V3H79ZM133 2H134V1H133ZM154 2L156 3L157 1H154ZM165 2H167V1H165ZM168 2H169V1H168ZM168 2L166 3L167 5H169ZM171 2H172V1L170 0V3H171ZM175 2H176V1H175ZM175 2H174V5L177 4V3H175ZM195 2H197V0H196ZM210 2H211V1H210ZM210 2H209V3H210ZM28 3H29V2H28ZM53 3H54V2H53ZM53 3H52V4H53ZM57 3H58V2H57ZM72 3H73V2H72ZM82 3H83V2H82ZM92 3H93V1H92ZM140 3H141V2H140ZM149 3H150V2H149ZM151 3H153V2H151ZM155 3H154V4H155ZM192 3H193V6H192ZM202 3H201V4H202ZM4 4H5V3H4ZM69 4H70V3H69ZM89 4H90V3H89ZM99 4H100V3H99ZM197 4L199 5L198 2H197ZM213 4H214V2H213ZM6 5H7V4H6ZM31 5H32V4H31ZM31 5H30V6H31ZM35 5H36V4H35ZM57 5H58V4H57ZM66 5H67V4H66ZM159 5H160V4H159ZM174 5H173V9H174ZM36 6H38V5H36ZM58 6H59V5H58ZM63 6H65V5H63ZM69 6L71 7V5H69ZM69 6L67 5L66 7H67V8H70ZM76 6H77V5H76ZM88 6H89V5H87V7H88ZM91 6H93V4L90 5L89 7H91ZM103 6H105V5H103ZM150 6H152V5H150ZM150 6H149V7H150ZM156 6H157V5H156ZM165 6H166V5H165ZM165 6L163 5V7H165ZM207 6H208V5H207ZM27 7H29V5H28ZM33 7H34V5H33ZM52 7H53V6L51 5L49 8H52ZM72 7H73V4H72ZM77 7L79 8V9H77L78 12H79V11H80V7H79V6H77ZM82 7H84V5H83ZM85 7H86V6H85ZM89 7H88V8H89ZM96 7H97V6H96ZM98 7H99V6H98ZM98 7H97V8H98ZM201 7H203V6H201ZM204 7H205V6H204ZM209 7H210V6H208V8H209ZM38 8H39V7H38ZM88 8H87V9H88ZM151 8H152V7H151ZM153 8L155 9V7H153ZM153 8H152V9H153ZM159 8H161V7H160V6L157 7L156 11H157ZM168 8H172V7H168ZM168 8L166 7V11H168V10H167ZM42 9H43V8H42ZM47 9H48V8H47ZM52 9H53V8H52ZM55 9H56V8H55ZM57 9H58V7H57ZM57 9H56V12L58 11L57 14H59L60 11L57 10ZM63 9H65V8L63 7ZM63 9H62V10H63ZM92 9H93V8H92ZM92 9H91V10H92ZM154 9H153V10H154ZM162 9H164V8H162ZM199 9H200V8H199ZM206 9H207V8H206ZM210 9H211V7H210ZM210 9H208V10H210ZM31 10H33V9H31ZM49 10H50V9H49ZM62 10H61V11H62ZM66 10H67V9H66ZM84 10H85V8H84ZM153 10H152V11H153ZM159 10H160V9H159ZM169 10H170V9H169ZM171 10H172V9H171ZM208 10H207V11H208ZM217 10H218V9H217ZM0 11H1V10H0ZM28 11H30V10L28 9ZM33 11H34V10H33ZM52 11H53V10H52ZM72 11H73V13L75 12L73 9H72ZM85 11H86V10H85ZM88 11H89V10H88ZM95 11H96V10H95ZM107 11H108V10H107ZM154 11H155V10H154ZM156 11H155V13H156ZM163 11H164V10H163ZM174 11H175V10H174ZM196 11H197V10H196ZM199 11H200V10H198L197 12L199 13ZM207 11H206V12H207ZM212 11H213V10L211 9V12H212ZM31 12H32V11H31ZM48 12H49V11H48ZM62 12H65V11H62ZM89 12H90V11H89ZM159 12H160V11H159ZM178 12H179V11H178ZM200 12H201L202 14H204V15L206 14V16H207L208 13H209L210 15L213 14V13L211 14L210 11H208L207 13H206L205 11H204V13H203V11H200ZM216 12H217V11H216ZM218 12H219V11H218ZM218 12H217V13H218ZM60 13H61V12H60ZM68 13L70 14L69 11H68ZM93 13H94V12H93ZM140 13H141V11H140ZM145 13H148V12H146V11L144 12V16L147 17V16L145 15ZM162 13H163V12H162ZM166 13H167V12H166ZM166 13H164V14H166ZM169 13H172V11H170ZM192 13H194V14H192ZM217 13H216V16H215V17L217 18V15H218V18H219L218 20H220V17H222V16H221V12L218 13V14H217ZM53 14H54V13H53ZM57 14L55 13V15H57ZM62 14H63V13H62ZM64 14H66V13H64ZM64 14H63V16H64ZM74 14H76V13H74ZM79 14H80V13H79ZM88 14H89V13H88ZM96 14H97V13H96ZM148 14H149V13H148ZM160 14H161V12H160ZM164 14H162L161 16H163ZM167 14H168V13H167ZM191 14H192V15H191ZM202 14H201V15H202ZM219 14H220V15H219ZM42 15H43V14H42ZM50 15H51V14H50ZM55 15H54V16L51 15V16H52V17H55ZM86 15H87V11H86ZM94 15H95V13H94ZM156 15H159V14H156ZM168 15H169V14H168ZM198 15L201 16L200 14H198ZM198 15H197V17H195V19H196V18L198 19ZM204 15H203V17L205 18L206 16H204ZM60 16L62 17V15H60ZM60 16H59V17H60ZM74 16L76 17V15H74ZM74 16H73V17L71 16V17H72V18H75ZM119 16H120V15H119ZM148 16H149V15H148ZM159 16H160V15H159ZM159 16H158V17H159ZM181 16H180V17H181ZM212 16H213V15H212ZM52 17H51L50 19H53ZM59 17H58V18H59ZM61 17H60V18H61ZM68 17H70V15H68ZM86 17H88V16H86ZM89 17H91V16L89 15ZM152 17H153V19H154V16H152ZM166 17H167V16H166ZM48 18H49V17H48ZM60 18L57 19V21L60 20ZM79 18H80V17H79ZM110 18H112V16H111ZM116 18H117V17H116ZM120 18H121V17H120ZM186 18H185V19H186ZM211 18H212V17H211ZM216 18L213 17L212 19L214 20V19H216ZM230 18H232V17H230ZM32 19H33V18H32ZM39 19H40V18H39ZM50 19H49V20H50ZM62 19H63V18H61V20H62ZM66 19H67V18H66ZM87 19H89V18H87ZM137 19H138V18H137ZM139 19H140V18H139ZM147 19H149V17H147ZM147 19H146V21H147ZM191 19H194V18H191ZM191 19H190V21H191ZM197 19H196V20H197ZM201 19H202V17H201ZM206 19H208V18H206ZM212 19H209V20H212ZM227 19H228V18H227ZM28 20H29V19H28ZM45 20L47 21L48 19H46V17H45ZM68 20H69V19H68ZM89 20H90V19H89ZM96 20H97V19H96ZM103 20H105V18H104ZM116 20H117V19H116ZM140 20H141V19H140ZM162 20H164V18H162ZM196 20H194V23H195ZM202 20H204V19H202ZM216 20H217V19H216ZM216 20L211 21V23H212V22H215ZM221 20H222V19H221ZM223 20H225V19L223 18ZM231 20H234V19H231ZM231 20H228V22H230ZM5 21H6V20H5ZM17 21H18V20H17ZM25 21L27 22V19H25ZM53 21H54V22H53ZM53 21H52V22H53V23H56V25H57V22H55V18L53 19ZM63 21H64V20H63ZM79 21H80V20H79ZM86 21H87V20H86ZM93 21H95V20H93ZM113 21H114V20H113ZM146 21H145V24H146ZM167 21H168V19H167ZM169 21H170V23H171V17H170V16H169ZM190 21H189V23H190ZM69 22L71 23V22H72V19H71V21H69ZM90 22H92V21H90ZM90 22H89V24H90ZM96 22H97V21H96ZM96 22L92 23V25L95 24ZM100 22H101V21H100ZM100 22L96 24V27H97V26H100V25H99ZM143 22H144V21H143ZM155 22H159V21L156 20ZM165 22H166V21H165ZM192 22H193V20L191 21V23H192ZM197 22H199V21L197 20ZM197 22H196V23H197ZM205 22L207 23L208 21L205 20ZM216 22H217V21H216ZM216 22H215V25L217 24ZM218 22H219V21H218ZM235 22H236V19H235V21H232V22H231L232 25H233V23H235ZM9 23H10V22H9ZM9 23L7 24V29H8V25H9ZM11 23H13V22L11 21ZM27 23H28V22H27ZM46 23H47V22H46ZM58 23H59V22H58ZM78 23H79V22H78ZM184 23H185V20H184ZM187 23H188V22H187ZM203 23H204V21H203ZM221 23H222V21H221ZM0 24H1V23H0ZM5 24H6V23H5ZM20 24H21V23H20ZM48 24H49L50 27H51L50 22H49ZM59 24H60V25H58L59 30H58V29H57V30L60 32V29H61L60 26H61V25L63 26L64 22H63L62 24H61V23H59ZM67 24H69V23H67ZM75 24H76V23H75ZM104 24H105V23H104ZM116 24H117V25H118V24L120 25V23H116ZM116 24H115V25H116ZM121 24H122V23H121ZM137 24H138V23H137ZM143 24H144V23H142V26H143ZM148 24H149V21H148ZM160 24H161V23H159V26H160ZM167 24H168V23L166 22V24H165L166 26H165V27L168 26ZM197 24H198V23H197ZM54 25H55V24H54ZM56 25H55V26H56ZM71 25H72V24H71ZM87 25H88V24H87ZM106 25H107V23L105 24L104 28L106 27ZM117 25H116V27H117ZM122 25H123V24H122ZM140 25H141V24H140ZM140 25H139V27H140ZM187 25H188V24H187ZM212 25H214V23H213ZM212 25H211V28H212ZM221 25H222V24H221ZM228 25H230V23H229ZM232 25H231V26H232ZM2 26H4V25L2 24ZM5 26H6V25H5ZM20 26H22V25H20ZM55 26H54V27H55ZM69 26H70V25H69ZM90 26H91V25H90ZM131 26H132V25H130V27H131ZM137 26H138V25H137ZM155 26H157V25H155ZM174 26H175V24H174ZM193 26H194V25H193ZM196 26H197V25L195 24L194 27H196ZM205 26H206V25H205ZM205 26L203 25V28H205ZM216 26H217V25H216ZM218 26H219V24H218ZM47 27H48V26H46V24H45V28H46L45 30L48 29V33H47V31H45V32H46L47 34H49V33L51 32V28H50V30H49V27H48V28H47ZM54 27H52V29H54ZM93 27H94V26H92V28H93ZM178 27H181V26H178ZM178 27H177V28H178ZM190 27H191V28H190ZM190 27H188V28H189V29H188L189 31H191V30H192V31L195 30L192 26H190ZM207 27H208V26H207ZM213 27H214V26H213ZM12 28L15 29L16 27H12ZM70 28H71L70 30H72V27H70ZM73 28H74V27H73ZM118 28H119V27H118ZM118 28H115V29H118ZM121 28H122V26H121ZM134 28H135V27H134ZM141 28H142V27H141ZM157 28H161V26H160V27L157 26ZM157 28H155V29H157ZM172 28H173V27H172ZM186 28H187V27H186ZM200 28H202V26H201ZM1 29L3 30L4 27H3V28H0V30H1ZM7 29H6V30H7ZM16 29H17V28H16ZM67 29H68V28H67ZM78 29H79V25H78ZM88 29H89V28H88ZM107 29H108V28H107ZM113 29H114V28H113ZM127 29H129V28H127ZM132 29H133V28H132ZM145 29H147V27H145ZM174 29H175V27H174ZM196 29H197V28H196ZM205 29H206V28H205ZM212 29H213V31H214V28H212ZM216 29H218V28H215V30H216ZM221 29H222V28H221ZM6 30H5V31H6ZM9 30H10V28H9ZM9 30H7V31H9ZM62 30H63V29H62ZM62 30H61V35H62V32H63L65 29H64L63 31H62ZM94 30L96 31L95 28H94ZM99 30H100V28H99ZM121 30H122V29H121ZM121 30H120V32H121ZM138 30L141 31L140 28H138ZM158 30H159V29H158ZM164 30H165V28H164ZM177 30H179V28H178ZM218 30H219V29H218ZM218 30H216V31H217V32H220V31H218ZM232 30L234 31L233 28H232ZM3 31H4V30H3ZM10 31H11V30H10ZM10 31H9V32H6V34H7V33H10ZM16 31H17V30H16ZM20 31H21V30H20ZM39 31H40V30H39ZM54 31H55V29H54ZM104 31H105V30H104ZM135 31H136V30H135ZM146 31H148V30H146ZM146 31H145V32H146ZM154 31H155V30H154ZM172 31H173V30L170 29V32H172ZM179 31H180V30H179ZM192 31H191V32H192ZM209 31H210V28H209ZM211 31H212V30H211ZM233 31H232V32H233ZM1 32H2V31H1ZM1 32H0V33H1ZM55 32H56V31H55ZM55 32H52L51 34H53V33H55ZM71 32H72V31H70V34H71ZM82 32L85 33L84 31H82ZM102 32H103V31H102ZM105 32H106V31H105ZM151 32H153V29H152ZM163 32H164V31H162L161 33L163 34ZM165 32H166V34H167V31H166V30H165ZM165 32H164V33H165ZM185 32H186V30L184 31V33H185ZM191 32H190L189 34H191ZM21 33H23V32L21 31ZM34 33H35V32H34ZM38 33H39V32H38ZM40 33H41V32H40ZM96 33L99 34L100 32L98 33V32L96 31ZM96 33H95V34H96ZM110 33H113V32H110ZM141 33H142V31H141ZM141 33H139L140 36H142ZM143 33H144V30H143ZM161 33H160V30H159V33L157 32V34H160V36H161ZM172 33H173V32H172ZM177 33L179 34L178 31H177ZM187 33H188V32H187ZM15 34H16V33H15ZM29 34H30V33H29ZM43 34H45V33H43ZM43 34H42V35H43ZM64 34H65V33L63 32V36H62V37H64ZM67 34H68V32H67ZM73 34H75V33H73ZM76 34H77V32H76ZM89 34H90V33H89ZM91 34H92V33H91ZM105 34H106V33H105ZM108 34H109V33H108ZM117 34H118V33H117ZM122 34H123V33H122ZM127 34H128V33H127ZM151 34H152V33H151ZM157 34H156V36H158ZM175 34H176V33H175ZM175 34H174V36H175ZM185 34H186V33H185ZM185 34H184V35H185ZM192 34H193V33H192ZM194 34H195V32H194ZM1 35L3 36V34H1ZM4 35H5V34H4ZM53 35H54V34H53ZM59 35H60V33H58V36H59ZM61 35H60V36H61ZM101 35H102V33H101ZM115 35H116V34H115ZM115 35H114V36H115ZM118 35H119V34H118ZM133 35L136 36L135 34H133ZM163 35H165V34H163ZM171 35H172V34H171ZM196 35H197V34H196ZM196 35H195L193 38H196V37L198 36V35H197V36H196ZM203 35L206 36L205 34H203ZM203 35L201 36V32H200V36H201L200 38H202ZM208 35H209V34H208ZM211 35H212V33H211ZM35 36H36V35H35ZM88 36H89V35H87V37H88ZM91 36H93V35H91ZM94 36H95V38H97V35H94ZM120 36H122V35H120ZM144 36H145V34H144ZM156 36H155V37H156ZM160 36H159V37H160ZM176 36H177V35H176ZM178 36H179V35H178ZM192 36H193V35H192ZM192 36H191V37H192ZM3 37H4V36H3ZM3 37L1 38L2 41L4 40ZM48 37H49V35H47V37H44V38L46 39V38H48ZM54 37H55V36H54ZM83 37H84V36H83ZM83 37H82V38H83ZM99 37H101V36H99ZM102 37H103V36H102ZM110 37H112V36H110ZM110 37H107V38H108V39H107L108 42H109V38H110ZM115 37H117V36H115ZM118 37H119V36H118ZM136 37H137V36H136ZM155 37L153 36V38H155ZM191 37H190V38H191ZM228 37H229V36H228ZM60 38H61V37H60ZM66 38H67V36H66ZM91 38H93V37H91ZM91 38H89L88 46L91 45L90 43H92V44L94 43V42H91V41H90ZM95 38L93 39V41H95ZM119 38H120V37H119ZM119 38H118V40L121 41ZM129 38H130V36H129ZM131 38H132V36H131ZM137 38H139V35H138ZM137 38H135V39H137ZM140 38H141V37H140ZM167 38H168V36H167ZM174 38H176V37H174ZM174 38H173V39H174ZM178 38H180V37H177V42H178ZM184 38H185V40H184V39H183V40L186 42V40H188V39H186V36H185ZM188 38H189V37H188ZM190 38H189V40H190ZM193 38H192L191 40H193ZM197 38H198V37H197ZM200 38H199V39H200ZM5 39H6V36H5ZM9 39H10V38H9ZM58 39H59V38H58ZM69 39H70L69 41H71L72 36H71V38H69ZM86 39H87V38H86ZM100 39H101V38H100ZM100 39H99V40H100ZM104 39H106V38H104ZM113 39L115 40V38H113ZM149 39H150V38H149ZM199 39H196V41L193 42V45H194V43H196L197 40H199ZM218 39H219V38H217V40H218ZM20 40H21V38H20ZM22 40H23V39H22ZM50 40H51V39H50ZM81 40H82V39H81ZM101 40H102V39H101ZM131 40H132V39H131ZM141 40H142V39H141ZM150 40H151V39H150ZM153 40L156 41L155 39H153ZM158 40H160V39H158ZM165 40H167V39H165ZM169 40H170V39L167 40L168 43H169ZM183 40H182V43H183ZM189 40L186 42L187 44L190 42ZM4 41H6V40H4ZM52 41H53V38H52ZM58 41H59V40H58ZM63 41H64V40H63ZM84 41H86V40H84ZM102 41H103V40H102ZM102 41H101V44H103ZM104 41H105V40H104ZM110 41H111V40H110ZM133 41H134V39H133ZM135 41H136V42H139L140 40H139V41L135 40ZM154 41H153V43H155ZM171 41H172V40H170V43H171ZM174 41H175V40H173V42H174ZM0 42H1V40H0ZM16 42H18V41H16ZM22 42H24V41H22ZM64 42H65V41H64ZM95 42H96V41H95ZM108 42H105V43H107L108 45H110ZM112 42H113V41H112ZM136 42H135V43H136ZM141 42H142V41H141ZM148 42H149V41H148ZM159 42H160V41H159ZM159 42H157V45L159 44ZM165 42H166V41H165ZM173 42H172V43H173ZM185 42H184V43H185ZM198 42L201 43V41H198ZM198 42H197L196 44H198ZM211 42H212V41H211ZM216 42H217V41H216ZM216 42H215V43H216ZM18 43H19V42H18ZM59 43H60V42H59ZM61 43H62V42H61ZM61 43H60V44H61ZM84 43H85V42H84ZM84 43H83V44H84ZM105 43H104V44H105ZM143 43H144V42H143ZM151 43H152V42H151ZM151 43H150V44H151ZM153 43H152V44H153ZM186 43H185V44H186ZM215 43H214V44H215ZM54 44H55V42H54ZM97 44H98V43H97ZM99 44H100V43H99ZM104 44L102 45V47H101V45H100L98 48H100L101 50L98 49L97 51H99V50L102 51V48H104V46H105ZM123 44H124V43H123ZM128 44H130V43H128ZM137 44H138V43H137ZM139 44H140V42H139ZM152 44H151V45H152ZM161 44H163V43H162V40H161ZM166 44H167V43H166ZM187 44H186V45H187ZM208 44H209V43H208ZM211 44H212V43H211ZM216 44H217V43H216ZM236 44H237V43H236ZM15 45H16V44H15ZM15 45H14V46H15ZM73 45H74V44H73ZM86 45H87V42L85 43V47H86ZM95 45H96V44H95ZM114 45H115V44H114ZM148 45H149V43H148ZM174 45H175V44H174ZM193 45L190 46V49H191V47H192ZM229 45H230V44H229ZM59 46H60V45H59ZM78 46H79V45L77 44L76 47H78ZM83 46H84V45H82V48H83ZM118 46H119V45H118ZM131 46H132V50H131V52L129 51V53L127 52V54H132L133 48H134L135 46H134V47H133V45H131ZM138 46H139V45H137V47H138ZM162 46H163V48H165L164 45H162ZM213 46H214V45H213ZM232 46H233V45H232ZM57 47H58V45L56 46V48H57ZM63 47H64V46H63ZM63 47H62V49L65 48V47H64V48H63ZM73 47H74V46H73ZM116 47H117V46H116ZM124 47H125V46H124ZM143 47H144V46H143ZM150 47L152 48L153 46H150ZM154 47H155V46H154ZM159 47H160V46H159ZM173 47L175 48V46H173ZM173 47H172V48H173ZM176 47H177V43H176ZM193 47L195 48V46H193ZM197 47H198V46H196V50H197ZM201 47H202V46H201ZM201 47H198L199 50L201 49ZM237 47H238V46H237ZM237 47H236V48H237ZM50 48H51V47H50ZM82 48H81V49H82ZM86 48H87V47H86ZM95 48L97 49V47H95ZM107 48H110V47L108 46ZM121 48H122V47H121ZM129 48H130V47H129ZM140 48H142V47H140ZM140 48H139V49H140ZM168 48H169V50H170L171 47H167L166 49L168 50ZM174 48H173V52H174ZM36 49L38 50V48H36ZM54 49H55V46H54ZM58 49H59V48H57L56 51H57ZM74 49H75V48H74ZM74 49H73V50H74ZM78 49H79V48H78ZM81 49H80V50H81ZM89 49H91V46H90ZM104 49H105V48H104ZM104 49H103V50H104ZM112 49H113V48H112ZM118 49H119V48H118ZM118 49H117V50H118ZM125 49H126V48H125ZM143 49L146 51V49H149V48L146 47V48H143ZM154 49H155V48H154ZM154 49L152 48V50L155 51V54H156L157 52H159V49H161V48H158V49H156V50H154ZM214 49H215V48H214ZM224 49H225V48H224ZM84 50H85V48H83V51H80V53L84 52ZM109 50H111V49H109ZM109 50H108L106 53H108ZM122 50H123V49H122ZM127 50H128V49H127ZM135 50H137L136 47H135L134 51H135ZM162 50H164V49H162ZM167 50H166V51H167ZM182 50H183V49H182ZM182 50H181V51H182ZM191 50H192V49H191ZM232 50H234V49H232ZM232 50H230V52H231ZM38 51H39V50H38ZM61 51H62V50H61ZM69 51H70V50H69ZM78 51H79V50H78ZM88 51H89V50H88ZM105 51H106V49L103 51L104 54H105ZM118 51H119V50H118ZM120 51H121V50H120ZM140 51H141V49H140ZM156 51H157V52H156ZM176 51H177V48H176ZM178 51H179V49H178ZM181 51H179V52H181ZM194 51H195V50H192V51H191V53H190V54H192L191 56H194V55H193V54H194ZM197 51H198V50H197ZM213 51H214V50H213ZM27 52H28V51H27ZM33 52H34V51H33ZM35 52H36V53H35ZM35 52H34L33 55L35 56V59H36V57H37V58L39 57V56H37V55H39V53H38L37 51H35ZM89 52H91V51H89ZM103 52H102V55H103ZM114 52H115V51H114ZM121 52H122V51H121ZM135 52L138 53V51H135ZM143 52H144V51H143ZM160 52H161V50H160ZM173 52H170V53L172 54ZM179 52H178V54H176L175 56H177V57L179 56V57H180L181 54H180ZM182 52L185 53L184 51H182ZM182 52H181V53H182ZM192 52H193V53H192ZM42 53H43V52H42ZM78 53H79V52H78ZM84 53H86V52H84ZM84 53H83V56H84ZM100 53H101V52H99V53H97V54H100ZM116 53H117V52H115V54H116ZM118 53H119V52H118ZM125 53H126V52H125ZM140 53H141V52H139L138 54H140ZM144 53H145V52H144ZM147 53H148V52H147ZM175 53H176V52H175ZM186 53H187L188 55H187V54L185 55L184 60L187 59V57L189 56V53H188V52H186ZM204 53H205V52H204ZM207 53H208V52H207ZM36 54H37V55H36ZM95 54H96V50H95ZM133 54H134V53H133ZM138 54H136V58H137ZM141 54H143V53H141ZM157 54H158V53H157ZM157 54H156V55H157ZM161 54H162V52H161ZM164 54H166V53H164ZM167 54H168V53H167ZM171 54H170V55H171ZM195 54H196V52H195ZM208 54H209V53H208ZM56 55L58 56V54H56ZM80 55H81V54H80ZM87 55H88V57H89V56H92L91 53H90V55L87 53ZM108 55H109V53H108ZM143 55H144V54H143ZM143 55L141 56L142 58H143ZM145 55H146V53H145ZM150 55L153 57L154 53H152V54L150 53ZM156 55H154V56H156ZM162 55H163V54H162ZM183 55H184V54H183ZM220 55H221V54H220ZM69 56H70L69 58H71V55H69ZM72 56H73V54H72ZM93 56H95V55H93ZM93 56H92V57H93ZM96 56H97V55H96ZM98 56H100V55H98ZM116 56H117V55H116ZM131 56H132V55H130V57H131ZM139 56H140V55H139ZM146 56H147V55H146ZM148 56H149V53H148ZM159 56H160V54H159ZM167 56L169 57V55H167ZM171 56H174V55H171ZM186 56H187V57H186ZM197 56H198V54H197ZM215 56H216V55H215ZM50 57H51V56H50ZM67 57H68V55H67ZM78 57H81V56H77V58H78ZM92 57H91V58H92ZM101 57H105V56L103 55V56H101ZM101 57H99V58H100L99 60H101ZM108 57H109V56H108ZM113 57H115V56H113ZM119 57H120L119 59H121L123 56H119ZM124 57H125V56H124ZM127 57H129V55H128ZM127 57H126V60L128 59ZM152 57H150V60H152ZM165 57H166V56H165ZM227 57H228V56H227ZM33 58H34V57H33ZM69 58H66V60L69 59ZM83 58H84V57H83ZM95 58H96V57H95ZM136 58L134 57V59H136ZM162 58H163V57H162ZM169 58H170V57H169ZM194 58H195V57H194ZM194 58H193V59H194ZM210 58H212V57H210ZM72 59H73V58H72ZM81 59H82V58H81ZM81 59H80V61H81ZM106 59H108V58L106 57ZM106 59H105V60H106ZM109 59H110V58H109ZM123 59H124V58H123ZM137 59H138V58H137ZM137 59H136V60H137ZM147 59H148V58H147ZM153 59H154V58H153ZM167 59H168V58H167ZM175 59H178V58H175ZM175 59H174V57H172V60H173L174 62H175ZM179 59H181V57H180ZM188 59L190 60V62H193V61H194V60L192 59V57H190V58L188 57ZM195 59H196V58H195ZM199 59H200V58H199ZM216 59H217V57H216ZM226 59H227V58H226ZM244 59H245V58H244ZM54 60L57 61V59H54ZM54 60H53V61H54ZM66 60H65V61H66ZM73 60H74V59H73ZM84 60H86V59H84ZM84 60L81 61V62H83V63H81V64H82V65H83V64H86V65L88 66V63L90 64L89 60H87L88 62L86 61L87 63H85ZM97 60H98V57H97ZM99 60H98V62H99ZM113 60H114V59H113ZM115 60H116V59H115ZM115 60H114V61H115ZM136 60H135V61H136ZM144 60H145V61H148V60H146V59H144ZM144 60H143V61H144ZM155 60H156V58H155ZM165 60H166V59H165ZM182 60H183V59H182ZM182 60H181V61H182ZM197 60H198V59H197ZM197 60H196V63H197ZM229 60H231V59H229ZM37 61H38V62H37V64H38V63H40L39 61H41V60H37ZM60 61H61V62H62V61L64 62V60H60ZM106 61H107V60H106ZM120 61H121V60H120ZM127 61H130V60H127ZM135 61H134V62H135ZM159 61H161V60H159ZM159 61H158V62H159ZM168 61H169V60H168ZM211 61H212V60H211ZM235 61H236V60H235ZM252 61H253V60H252ZM41 62H42V61H41ZM66 62H67V61H66ZM66 62H65V63H66ZM93 62H95V60H94ZM118 62H119V61H117V62L115 61V63H118ZM121 62H122V63H125L124 61H121ZM134 62H133V63H134ZM166 62H167V60H166ZM166 62H165V64H166ZM170 62H171V59H170ZM176 62H177V60H176ZM186 62L188 63L189 61L186 60ZM186 62H185V63H186ZM238 62H239V61H238ZM255 62H256V61H255ZM34 63H36V61H35ZM57 63H58V61H57ZM71 63H73L72 60H71ZM71 63H70V68L72 69V67H71L72 64H71ZM107 63H108V62H107ZM127 63H129V62H127ZM133 63H132V65H135V64H133ZM135 63H136V62H135ZM146 63H147V62H146ZM150 63H151V61H150ZM150 63H149V64H150ZM163 63H164V58H163ZM167 63H168V62H167ZM172 63H173V62H172ZM172 63H168L167 65H170V64H172ZM194 63H195V61H194ZM194 63H193V64L191 63V64L194 65ZM212 63H213V62H212ZM230 63H231V62H230ZM232 63H233V61H232ZM236 63H237V62H236ZM60 64H61V63H60ZM68 64H69V63L66 64V67H65L66 70H67V65H68ZM93 64H94V63H93ZM95 64H96V63H95ZM111 64H112V62H111ZM144 64H145V62H144ZM144 64H143V65H144ZM151 64H152V63H151ZM151 64H150V65H151ZM165 64H164V65H165ZM178 64H179V63H178ZM199 64H200V63H199V60H198V66H199ZM205 64H206V63H205ZM39 65L42 66L41 64H39ZM55 65H57V64H55ZM82 65H81V67H82ZM86 65H85V66H86ZM90 65L93 66V67H92V68H89L88 70H86V72L89 71L88 74H90V70H92V69L94 68V66H95V65H92V64H90ZM90 65H89V67H90ZM102 65H103V63H102ZM114 65H115V64L113 63V66H114ZM120 65H121V64H120ZM129 65H131V64L129 63ZM132 65H131V66H132ZM145 65H146V64H145ZM145 65H144V66H145ZM150 65H149V66H150ZM161 65H162V64H161ZM180 65H181V64H180ZM182 65H183V64H182ZM182 65H181V66H182ZM207 65H208V64H207ZM256 65H257V64H256ZM34 66H35V65H34ZM40 66H39V67H40ZM52 66H53V65H52ZM72 66H73V65H72ZM76 66H77V65H75V67H76ZM83 66H84V65H83ZM85 66H84V67H85ZM104 66H105V65H104ZM117 66H118V65H117ZM131 66H130V67H131ZM144 66H142V67H144ZM165 66H166V65H165ZM165 66H164L162 69H164ZM170 66H171V65H170ZM187 66H188V64H187ZM189 66H190V65H189ZM47 67H48V66H47ZM47 67H46V68H47ZM60 67H63L62 64H61ZM77 67H78V66H77ZM84 67H82V68L84 69ZM100 67H101V66H100ZM107 67H109V65H107ZM110 67H112V66H110ZM120 67H121V66H120ZM124 67H125V66H124ZM130 67H129V68H130ZM146 67H147V66H146ZM159 67H160V66H159ZM167 67H168V66H167ZM182 67H183V66H182ZM182 67H181V68H182ZM184 67H186V66L184 65ZM194 67H195V69H196V64H195ZM214 67H215V66H214ZM46 68H45V70H46ZM79 68H80V67H79ZM87 68H88V67H86V69H87ZM104 68H105V67H104ZM115 68H116V65H115ZM129 68H125V69H129ZM138 68H139V67H138ZM150 68H151V67H150ZM150 68H148V73L150 72V71H149ZM160 68H161V67H160ZM177 68H178V67H177ZM187 68H190V67H187ZM197 68H198V67H197ZM203 68H204V70H205L204 65H203ZM209 68H210V67H209ZM211 68H212V67H211ZM252 68H253V67H252ZM30 69H31V68H30ZM37 69H39V68H37ZM49 69H50V68H49ZM52 69H53V67H52ZM52 69H50V70H52ZM59 69H60V68H59ZM71 69L69 70V72L72 71ZM77 69H78V68H77ZM105 69H106V68H105ZM105 69H104V70L101 69V70L103 71V73H104V71H106ZM131 69H132V67H131ZM142 69L144 70V68H142ZM142 69H139L138 71H140V70H142ZM145 69H146V68H145ZM193 69H194V68H193ZM198 69H199V68H198ZM198 69H197V70H198ZM50 70H49V71H46V72H47L48 74H50ZM53 70H54V69H53ZM81 70H82V69H81ZM95 70H97V69L95 68V69H93L92 71H95ZM98 70H99V69H98ZM112 70H114V67H113ZM117 70H118V67H117ZM117 70H115V71H117ZM121 70H122V69H121ZM121 70H119V71H121ZM165 70H166V68H165ZM181 70H182V69H181ZM199 70H200V69H199ZM199 70L197 71V75H198ZM218 70H219V69H218ZM235 70H236V69H235ZM254 70H255V69H254ZM37 71H38V70H37ZM60 71H61V70H60ZM83 71H84V70L81 71L80 75L82 74ZM110 71H111V70H110ZM110 71H109V72H110ZM126 71H127V70H126ZM128 71H129V70H128ZM144 71H145V70H144ZM160 71H161V70H160ZM160 71H159V72H160ZM182 71H184V69H183ZM192 71L195 72L194 70H192ZM201 71H203V70H201ZM260 71H261V70H260ZM260 71H259V72H260ZM43 72H45V71L42 70L41 73H40V75H41ZM57 72H58V71H57ZM57 72H54V71H53V73H54L55 75L57 74ZM66 72H67V71H66ZM77 72H78V71H77ZM86 72H85V74H86ZM95 72H96V71H95ZM95 72H94V73H95ZM106 72H108V71H106ZM106 72H105V73H106ZM113 72H114V71H113ZM113 72H112V74H113ZM117 72H118V71H117ZM134 72H135V71H134ZM136 72H137V69H136ZM136 72H135V75H136ZM146 72H147V71H146ZM146 72H145V73H146ZM153 72H154V71H152V73H153ZM167 72H168V71H167ZM179 72H180V71H179ZM188 72H191V71L188 70L187 73H188ZM236 72H237V71H236ZM261 72H262V71H261ZM33 73H34V72H33ZM38 73H39V72H38ZM61 73H62V72H61ZM63 73H64V72H63ZM73 73H76V72H73ZM96 73H98V72H96ZM100 73H101V72H100ZM122 73H123V75L121 74L122 76L120 77V76H119L120 72H119V74H118L119 77L117 78L118 80H121V78H122L123 76H126V74L124 75V72H122ZM125 73H126V72H125ZM127 73H128V72H127ZM130 73H131V72H130ZM145 73H144V74H145ZM203 73H204V72H203ZM206 73H207V71H206ZM231 73H232V72H231ZM255 73H257V72H255ZM43 74H44V73H43ZM45 74H46V73H45ZM54 74H53V75H54ZM98 74H99V73H98ZM114 74H116V72H115ZM128 74H129V73H128ZM128 74H127V75H128ZM141 74H142V72H141ZM141 74H140V75H141ZM158 74H160V73H158ZM161 74H162V73H161ZM164 74H165V72H164ZM168 74H169V73H168ZM173 74H175V73H173ZM181 74H182V73H181ZM181 74H180V75H181ZM46 75H47V74H46ZM46 75H45V76H46ZM60 75H61V74H60ZM65 75H66V74H65ZM91 75H92V74H91ZM102 75H103V74L101 73V76H102ZM110 75H111V73H110ZM130 75H131V74H130ZM153 75H154V74H153ZM177 75H178V74H177ZM180 75H179V77H180ZM204 75H205V74H203V76H204ZM214 75H215V74H214ZM252 75H253V74H252ZM43 76H44V75H43ZM47 76H48V77H49V76L51 77V75H47ZM61 76H62V75H61ZM66 76H67V75H66ZM71 76H72V75H71ZM82 76L84 77V76H87V75H82ZM94 76H95V75H94ZM94 76H91L92 80H90V83L94 81V80H93V79H95V78H93ZM132 76H133V75H131L130 77H132ZM143 76H144V75H143ZM145 76H146V74H145ZM149 76H150V74H149ZM154 76H155V75H154ZM168 76H169V75H168ZM174 76H175V75H174ZM182 76H183V74H182ZM184 76H185V75H184ZM232 76H233V75H232ZM256 76H257V75H256ZM30 77H31V76H30ZM36 77H37V76H36ZM56 77H58V76L56 75ZM59 77H60V76H59ZM64 77H65L64 75H63V77H60L61 80H62ZM73 77H74V76H72V78H73ZM78 77H79V76H78ZM88 77H89V75H88ZM98 77H99V76L97 75V78H98ZM104 77H105V76H104ZM114 77H116V76L114 75ZM114 77H112V75H111V78H114ZM130 77H127V78L125 77V78L128 79V78H130ZM134 77H139V75H138V76H134ZM147 77H148V75L146 76V78H147ZM150 77H151V79H152V76H150ZM185 77H186V76H185ZM187 77H189V76H187ZM192 77H194V76H192ZM198 77H201V75L198 76ZM258 77H259V76H258ZM258 77H257V78H258ZM22 78H23V77H22ZM41 78H43V77H41ZM41 78H40V79H41ZM44 78H45V77H44ZM52 78H53V77H52ZM52 78H51V79H52ZM60 78L58 79L59 82L61 81ZM68 78H69V77H68ZM80 78H81V77H80ZM89 78H90V77H89ZM97 78H96V79H97ZM101 78H102V77H101ZM106 78H108V77H106ZM123 78H124V77H123ZM125 78H124V79H125ZM140 78H141V77H140ZM144 78H145V77H144ZM155 78H156V77H155ZM159 78H161V77H159ZM175 78H176V80H177V77H175ZM46 79H47V78H46ZM49 79H50V78H49ZM49 79H48V80H49ZM73 79H75V78H73ZM96 79H95V80H96ZM99 79H100V77L97 79L98 82H100ZM114 79H115V78H114ZM117 79H115V80H117ZM126 79H125V80H126ZM131 79H132L133 81H135L134 78H131ZM131 79H130V80H131ZM136 79H137V78H136ZM138 79H139V78H138ZM138 79H137V80H138ZM164 79H166V78H164ZM190 79H192V78H190ZM218 79H219V78H218ZM225 79H226V78H225ZM78 80H79V79H78ZM78 80H77V81H78ZM82 80H84V79L82 78ZM105 80H106V79H105ZM107 80H109V79H107ZM130 80H128V81H130ZM139 80H142V79H139ZM139 80H138V81H135V82H139ZM145 80H146V79H145ZM153 80H154V78H153ZM153 80H152V81H153ZM167 80H168V79H167ZM167 80H166V82H167ZM179 80L181 81L180 83L183 84V83H182L183 80H182V79H179ZM31 81H33V80L30 79V82H31ZM38 81L40 82V80H38ZM43 81H44V80H43ZM64 81H65V79H64ZM68 81H69V80H67V81H65V82H68ZM75 81H76V79H75ZM77 81H76V82H77ZM79 81H80V80H79ZM111 81H112V80H111ZM121 81H122V80H121ZM143 81H144V80H143ZM143 81H142V82H143ZM154 81H156V80H154ZM158 81H159V79H158ZM161 81H162V79H161ZM198 81H200V80H198ZM49 82H50V81H49ZM71 82H72V81H71ZM82 82H83V81H81V83H82ZM95 82H97V81H95ZM103 82H105L104 79H103ZM112 82H113V81H112ZM112 82H111V83H112ZM114 82H115V81H114ZM156 82H157V81H156ZM200 82H201V81H200ZM230 82H232V81H230ZM233 82H234V81H233ZM50 83H52V82H50ZM83 83H84V82H83ZM90 83H88L87 86L93 84V83H92V84H90ZM106 83H107V81H106ZM106 83H105V85H106ZM115 83H116V82H115ZM117 83H118V82H117ZM124 83H126V81H125ZM150 83H152V82H149V84H150ZM153 83H154V82H153ZM175 83H176V82H175ZM177 83H178V82H177ZM202 83H203V81H202ZM226 83H227V82H226ZM37 84H38V83H37ZM54 84H55V83H54ZM68 84H69V83H68ZM71 84H73V83H71ZM156 84H158V83H156ZM167 84H168V83H167ZM170 84L172 85L171 82H170ZM181 84H180L179 87L182 88V86H184V85H181ZM232 84H233V83H232ZM232 84H231V86H232ZM39 85H40V84H39ZM41 85H42V84H41ZM59 85H60V84H59ZM65 85H66V83H65ZM73 85H74V84H73ZM82 85H84V84H82ZM82 85H81V87H82ZM94 85H95V84H94ZM94 85H93V87H94ZM97 85H98V84H97ZM110 85H111V84H110ZM110 85H109V86H110ZM118 85H119V83H118ZM124 85H125V84H124ZM126 85H127V84H126ZM133 85H135V84H132V86H133ZM136 85H137V83H136ZM136 85H135V86H136ZM140 85H141V87H142L141 81H140ZM147 85H148V84H147ZM151 85H152V84H151ZM153 85H154V90H155V84H153ZM201 85H202V84H201ZM214 85H215V84H214ZM214 85H213V86H214ZM54 86H55V85H54ZM62 86H63V85H60L59 88L61 89ZM67 86H68V85H67ZM75 86H76V85H75ZM75 86H74V87H75ZM85 86H86V85H85ZM87 86L85 87L86 90L88 89ZM98 86L100 87V85H98ZM101 86H102V85H101ZM106 86H107V88H106ZM106 86H104V88L108 89V83H107ZM121 86H122V85H121ZM121 86H120V87H121ZM132 86H131L130 89H132ZM143 86H144V85H143ZM148 86H149V85H148ZM175 86L177 87V85H175ZM229 86H230V85H229ZM31 87H32V85H31ZM57 87H58V86H56V88H57ZM71 87H72V85H71ZM76 87H77V86H76ZM114 87H115V85H114ZM128 87H129V85H128ZM137 87H138V86H137ZM145 87H146V86H144V88H145ZM167 87H169V86H167ZM167 87H166V88H167ZM170 87L172 88V86H170ZM176 87H175V89H176ZM179 87H178V88H179ZM217 87H218V86H217ZM239 87H240V86H239ZM262 87H263V85H262ZM41 88H42V90H43V86H42ZM41 88H40V89H41ZM47 88H49V87H47ZM62 88H63V87H62ZM65 88H66V87H65ZM68 88H69V86H68ZM110 88H112V87H110ZM116 88H117V86H116ZM121 88H122V87H121ZM121 88H120V89H121ZM135 88H136V87H135ZM139 88H140V87H139ZM139 88H138V89H139ZM148 88H150V86H149ZM148 88H145V89H148ZM218 88H219V87H218ZM234 88H235V87H234ZM24 89H25V88H24ZM37 89L39 90V87H38ZM57 89H58V88H57ZM94 89H96V87H95ZM94 89H91V90L94 91ZM98 89L100 90V88H98ZM120 89L117 88V91L120 90ZM133 89H134V86H133ZM133 89L130 90L129 93H130L131 91H133ZM145 89H144V90H145ZM150 89H151V88H150ZM150 89H149V90H150ZM164 89H165V88H164ZM229 89H230V87H229ZM229 89H228V90H229ZM231 89H232V87H231ZM231 89H230V90H231ZM31 90H32V89H31ZM38 90H37V91H38ZM52 90L54 91V89H52ZM61 90H62V89H61ZM81 90H82V89H81ZM89 90H90V86H89ZM91 90H90V91H91ZM102 90H105V89H102ZM102 90H101V93L103 94ZM110 90H112V89H110ZM115 90H116V89H115ZM126 90H127V89H123V91L127 92ZM134 90H135V89H134ZM136 90H137V88H136ZM172 90H173V88H172ZM177 90H178L177 93H178V95H179V92H181L182 90H181V91H179V89H177ZM193 90H194V89H193ZM217 90H218V89H217ZM230 90H229V92H232V91H233V90H232V91H230ZM45 91H47V90H45ZM66 91H67V88H66ZM83 91H84V90H83ZM137 91H138V90H137ZM137 91H136V92H137ZM140 91H141V89H140ZM142 91H143V90H142ZM202 91H203V90H202ZM39 92H40V90H39ZM60 92H61V91H60ZM63 92H64V91H63ZM63 92H62V93H63ZM112 92H113V90H112ZM112 92H111V93H112ZM115 92H116V91H115ZM118 92H120V91H118ZM118 92H117V93H118ZM136 92H133V93L135 94ZM158 92H159V91H158ZM160 92H161V91H160ZM163 92H164V91H163ZM165 92H166V91H165ZM172 92H173V93H176V92H174V90H173ZM204 92H205V90H204ZM204 92H203V94H205ZM218 92H219V91H218ZM224 92H225V91H224ZM29 93H30V92H29ZM31 93H32V92H31ZM46 93L48 94V92H46ZM50 93H51V92H50ZM54 93H55V91H54ZM54 93H53V94H54ZM72 93H74V92H72ZM82 93H83V92H81V94H82ZM89 93H90V92L88 91L87 95H89ZM91 93H92V92H91ZM106 93H107V92H105V94H106ZM113 93H114V92H113ZM137 93L139 94V92H137ZM137 93H136V94H137ZM173 93H172V94H173ZM177 93H176V94H177ZM181 93H182V92H181ZM200 93H201V92H200ZM237 93H238V92H237ZM14 94H15V93H14ZM16 94H17V93H16ZM16 94H15V95H16ZM32 94H33V93H32ZM53 94H52V96H54ZM63 94H64V93H63ZM63 94H62V95H63ZM83 94H84V93H83ZM115 94H116V93H115ZM118 94H119V93H118ZM124 94H125V93H124ZM124 94H123V95H120V94H119V95L122 97V96H125V95H126V94H125V95H124ZM138 94H137V95H138ZM149 94H150V93H149ZM157 94H158V93H157ZM164 94H165V93H164ZM164 94H163V96H164ZM176 94H174L173 96H175ZM182 94H183V93H182ZM222 94H223V93H222ZM232 94H233V93H232ZM40 95H41V94H40ZM56 95H57V94H56ZM56 95H55V96H56ZM58 95H59V94H58ZM87 95H85V96H87ZM96 95H97V94H96ZM106 95H107V94H106ZM108 95H109V90H108ZM108 95H107V96H108ZM110 95H112V94H110ZM127 95H128V92H127ZM130 95H133V94L130 93ZM130 95H129V97H130ZM137 95H136V98H139ZM143 95H144V94H143ZM168 95H169V94H168ZM201 95H202V94H201ZM237 95H238V94H237ZM37 96H38V99H39L40 96H39V95H37ZM85 96H84V97H85ZM104 96H105V95H104ZM112 96L114 97V95H112ZM120 96H118V98H119ZM134 96H135V95H133V99L135 100V97H134ZM148 96H149V95H148ZM150 96H153V95H150ZM154 96H155V98H156V95H154ZM173 96H172V97H173ZM180 96H181V95H180ZM182 96H183V95H182ZM182 96H181V98H182ZM186 96H188V95L186 94ZM191 96H192V94H190V96H188V97H191ZM210 96H211V94H210ZM233 96H234V95H233ZM233 96H232V97H233ZM32 97H33V96H32ZM42 97H45V95L42 96ZM48 97H50V96H48ZM61 97H62V96H61ZM81 97H82V96L80 95V99H81ZM88 97H89L88 99H91L90 95H89ZM110 97H111V96H110ZM110 97L108 96V98H110ZM121 97H120V98H121ZM129 97H128V98H129ZM158 97H159V94H158ZM165 97H166V96H165ZM45 98H46V97H45ZM55 98H59V97H55ZM66 98H67V97H66ZM82 98H83V97H82ZM103 98H104V97H103ZM108 98H106V102H107V103H108V101H107ZM115 98H116V97H115ZM118 98H116L117 101L119 100ZM125 98L127 99V96H125ZM130 98H131V97H130ZM130 98H129V99H130ZM145 98H146V97H145ZM145 98H144V99H145ZM162 98H163V97H162ZM201 98H204V97H201ZM201 98H200V99H201ZM33 99H34V98H32V100H33ZM40 99H41V98H40ZM51 99H52V98H51ZM51 99H49V100L51 101ZM76 99H77V98H76ZM78 99H79V97H78ZM86 99H87V98H86ZM129 99H127V101H129ZM139 99H140V98H139ZM139 99L137 100V102L139 101ZM156 99H157V98H156ZM165 99H166V98H165ZM165 99H164L163 101H165ZM171 99H172V98H171ZM189 99H190V98H189ZM52 100H53V99H52ZM57 100H58V99H57ZM122 100H123V98H122ZM134 100H132V101L134 102L133 104H135V101H134ZM161 100H162V99H161ZM169 100H170V98H169ZM181 100H182V99H181ZM185 100H186V99H185ZM36 101H37V100H36ZM47 101H48V100H47ZM50 101H49V102H50ZM59 101H60V100H59ZM59 101H58V102H59ZM62 101H64V100H62ZM79 101H80V100H79ZM85 101L87 102L88 100H85ZM89 101H90V100H89ZM100 101H101V100H100ZM100 101H99V102H100ZM123 101H124V100H123ZM127 101H126V102H127ZM142 101H143V100H142ZM142 101H141V102H142ZM154 101H155V99H154ZM156 101H158V100H156ZM187 101H188V100H187ZM213 101L215 102V100H212V102H213ZM32 102H34V100H33ZM40 102H41V101L38 100V103H37V102H36V103L39 105ZM44 102H45V101H44ZM60 102H61V101H60ZM103 102H104V101H102V102H100V103H103ZM120 102H121V100H120ZM120 102H117V103H118V106H120V105H119V104H121ZM212 102H211V103H212ZM224 102H225V101H224ZM45 103H47V102H45ZM56 103H57V102H56ZM56 103H55V104H56ZM64 103H65V102H64ZM109 103H110V102H109ZM127 103H128V102H127ZM152 103H153V102H152ZM155 103H156V102H155ZM155 103H154V104H155ZM158 103H159V101H158ZM163 103H164V102H163ZM174 103H175V102H174ZM185 103H186V102H185ZM41 104H43V101L41 102ZM59 104H60V103H58L57 105H59ZM89 104H90V102H89ZM113 104H114V103H113ZM113 104H111V105H113ZM129 104H130V103H129ZM138 104L140 105L139 102L137 103V105H138ZM141 104H143V103H141ZM148 104H149V103H148ZM167 104H168V103H167ZM169 104H170V103H169ZM172 104H173V103H172ZM186 104H187V103H186ZM234 104H235V103H234ZM32 105H33V104H32ZM51 105H52V101H51ZM53 105H54V104H53ZM57 105L54 106V107H57ZM66 105H67V104H66ZM66 105H65V106H66ZM87 105H88V104H87ZM98 105H100V104H98ZM98 105L96 104L97 108H98ZM106 105H107V104H106ZM106 105H105V107H106ZM137 105H135V106H137ZM156 105L158 106V104H156ZM156 105H155V106H156ZM160 105H162V104H160ZM244 105H245V104H244ZM40 106H41V105H40ZM42 106H43V105H42ZM42 106H41V107H42ZM60 106H61V105H60ZM113 106H114V105H113ZM113 106H112V107H113ZM118 106L116 105V107H118ZM126 106L128 107V105H126ZM126 106H124V107L126 108ZM155 106H153V107H155ZM178 106H179V105H178ZM178 106H177V107H178ZM180 106H181V104H180ZM41 107H40V109H41ZM49 107H51V106L49 105ZM79 107H80V106H79ZM79 107H77V108L79 109ZM109 107H110V106H109ZM149 107H150V106H149ZM171 107H172V106H171ZM184 107H186V105H184ZM204 107H205V106H204ZM217 107H218V106H217ZM232 107H234V106H233V103H232ZM243 107H244V106H243ZM46 108H47V107H46ZM46 108H45V110H43V109H41V110H43V111L48 110V108H47V109H46ZM57 108L59 109V107H57ZM65 108H66V107H65ZM89 108H90V107L88 106V109H89ZM99 108H102V107H99ZM114 108H115V107H114ZM114 108H113V109H114ZM128 108H129V107H128ZM128 108H127V109H128ZM163 108H164V107H163ZM174 108H176V106H175ZM179 108H180V107H179ZM38 109H39V108H38ZM54 109H56V108H54ZM66 109H67V108H66ZM82 109H83V108H82ZM85 109H86V108H85ZM88 109H87L86 111H87V112L89 111L90 113H92L91 110H88ZM106 109H107V111H108V109H110V108H106ZM106 109H105V110L103 109L102 112H105ZM122 109H123V108H122ZM127 109H125V110H127ZM129 109H130V108H129ZM134 109H135V111H138V112L141 110V109H139V110L137 109V110H136V107H134ZM134 109H133V110H134ZM150 109H151V108H149V109H147V110H150ZM152 109H153V108H152ZM152 109H151V111H152ZM160 109H161V108H160ZM176 109H177V108H176ZM176 109H175V111H177ZM183 109H184V108H183ZM232 109H233V108H232ZM29 110H31V108H30ZM63 110H64V109H63ZM68 110H69V109H67V111H68ZM120 110H121V109H120ZM120 110H119V111H120ZM130 110H131V109H130ZM133 110H131V111H133ZM147 110H144L146 114H147V112H148ZM165 110H166V109H165ZM165 110H164V112H165ZM178 110H180V109H178ZM186 110H187V109H186ZM190 110H191V109H190ZM217 110H218V109H217ZM236 110H237V109H236ZM52 111H53V113L55 112V110L52 109V110H50V111L48 112V114L51 113ZM64 111H66V110H64ZM64 111H63V112H64ZM67 111H66V113H67ZM107 111H106V113H107ZM112 111H114V110H112ZM112 111H111V112H112ZM122 111H123L124 113L127 112V111L121 110V112H122ZM135 111H133L134 114L137 113V112H135ZM146 111H147V112H146ZM191 111H192V110H191ZM28 112H29V111H28ZM32 112H34V111L32 110ZM32 112H30V113H32ZM59 112H60V111H59ZM68 112H69V111H68ZM82 112H84V111H82ZM87 112H86L85 117L87 116ZM89 112H88V113H89ZM93 112H94V111H93ZM111 112H110V115H111L112 113H113V115H114V112H115V111L112 112V113H111ZM123 112H122V113H123ZM142 112H143V111H142ZM218 112L220 113V110H218ZM231 112H232V111H231ZM235 112H236V111H235ZM235 112H234V113H235ZM24 113H25V112H24ZM39 113H40V112H39ZM42 113H43V112L41 111L40 115H41ZM53 113H51V114L53 115V119H55L56 116H54ZM56 113H57V112H55V114H56ZM64 113H65V112H64ZM122 113H120L121 116H122ZM124 113H123V115H124ZM128 113H129V112H128ZM128 113H127V116H128ZM143 113H144V112H143ZM172 113H175V112H172ZM195 113H196V112H195ZM219 113H218V114H219ZM25 114H26V113H25ZM37 114H38V113H36V115H37ZM58 114L61 115V114H63V113H58ZM76 114H77V113H76ZM104 114H105V113H104ZM104 114H103V115H104ZM115 114H116V112H115ZM139 114H140V112H139ZM146 114H145V115H146ZM166 114H167V113H166ZM184 114H185V113H184ZM184 114H183V115H184ZM32 115H33V114H32ZM32 115H30V116H32ZM40 115H39V116H40ZM49 115H50V114H49ZM60 115H59V116H60ZM106 115H108V114H106ZM113 115H111V117H112ZM132 115H133V114H132ZM164 115H165V114H164ZM178 115H179V114H178ZM213 115H214V114H213ZM219 115H220V114H219ZM258 115H259V113H258ZM41 116H42V115H41ZM63 116H64V115H63ZM78 116H80V115H78ZM90 116L92 117V114H91ZM100 116H101V115H100ZM114 116H115V115H114ZM125 116H126V114H125ZM129 116H130V117H133V118L135 117L134 115H133V116L129 115ZM137 116H138V115H137ZM137 116H136V117H137ZM166 116H167V115H166ZM181 116H182V113H181ZM184 116H188V114H187V115H184ZM211 116H212V115H211ZM1 117H2V116H1ZM24 117H25V116H24ZM24 117H23V118H24ZM27 117H28V116H27ZM27 117H26V118H27ZM42 117H44V115H43ZM54 117H55V118H54ZM57 117H58V116H57ZM66 117H67V116H66ZM83 117H84V115H83ZM85 117H84V118H85ZM105 117H106V116H105ZM111 117L109 116L108 118H111ZM139 117H140V116H139ZM142 117H143V116H142ZM172 117H174V116H172ZM182 117H183V116H182ZM216 117H218V116H216ZM28 118H29V117H28ZM28 118H27V119H28ZM58 118H59V117H58ZM102 118H103V117H102ZM108 118H106V119H108ZM120 118L123 119V117H120ZM120 118H119V119L117 118V119L120 120V121H126V120H121ZM126 118H128V117H126ZM137 118H138V117H137ZM137 118H136V120H137ZM144 118H146V117H144ZM153 118H154V116H153ZM178 118H179V117H178ZM183 118H184V117H183ZM188 118H189V117H188ZM21 119H22V118H21ZM27 119H26V120H27ZM29 119H30V118H29ZM31 119H32V117H31ZM66 119H67V121H68V117H67ZM77 119H78V118H77ZM104 119H105V118H104ZM115 119H116V117H115ZM130 119H131V118H130ZM147 119H148V118H146V120H147ZM160 119H161V118H160ZM164 119H165V118H164ZM170 119H172V118L170 117ZM175 119H176V118H175ZM5 120H6V119H5ZM8 120H9V119H8ZM8 120H7L6 122H8ZM12 120H13V119H12ZM41 120H42V119H41ZM43 120H45V119L43 118ZM46 120H47V119H46ZM60 120H61V119H60ZM64 120H65V119H64ZM83 120H84V119H83ZM108 120H109V119H108ZM110 120H112V119H110ZM110 120H109V121H110ZM118 120L116 121V123H119ZM134 120H135V118H134ZM139 120H140V119H139ZM148 120L151 121V119H148ZM148 120H147V122H148V124H149V121H148ZM185 120H186V119H185ZM192 120H193V119H192ZM213 120H215V119H213ZM15 121H16V120H15ZM17 121H18V120H17ZM30 121H31V120H30ZM38 121H39V120L36 121V119H35V123L38 122ZM47 121H48V120H47ZM57 121H59V119H58ZM67 121H66V122H67ZM130 121H131V120H130ZM158 121H159V120H158ZM158 121H157V122H158ZM166 121H167V120H166ZM210 121H211V120H210ZM41 122H42V121H41ZM62 122L64 123V121H63V117H62ZM69 122H70V120H69ZM74 122H75V121H74ZM74 122H72V123L74 124ZM103 122H105V121H103ZM160 122H161V121H160ZM185 122H186V121H185ZM213 122H214V121H213ZM217 122H218V121H217ZM217 122H216V123H217ZM4 123H5V121H4ZM19 123H20V121H19ZM24 123H25V122H24ZM50 123H51V121H50ZM63 123H62V124H63ZM72 123H71V125H72ZM80 123H81V121L79 122V124H80ZM106 123H107V122H106ZM116 123H115V124H116ZM124 123H125V126H126V124L129 125V123H126V122H123L122 124H124ZM181 123H182V122H181ZM27 124L29 125L30 122L27 123ZM40 124L43 125V123H40ZM40 124H39V125H40ZM48 124H49V123H48ZM48 124H46V125H48ZM54 124H55V122H54ZM58 124H59V123H58ZM66 124L68 125V123H65L64 125L66 126ZM79 124H78V126H79ZM102 124H103V123H102ZM107 124H108V123H107ZM111 124L113 125L114 123H111ZM145 124L147 125L146 122L144 123V126H146ZM156 124H157V123H156ZM158 124H161V123H158ZM174 124H176V123H174ZM189 124H190V123H189ZM189 124H188V125H189ZM214 124H215V122H214ZM14 125H15V124H14ZM24 125L26 126V124H24ZM24 125H23V126H24ZM46 125H45V126H46ZM60 125H61V124H60ZM71 125H70V126H71ZM81 125H82V124H81ZM104 125H105V124H104ZM142 125H143V124H142ZM165 125H166V124H165ZM220 125H221V124H220ZM15 126H16V125H15ZM17 126H20V125H17ZM21 126H22V125H21ZM21 126H20V127H21ZM23 126H22V127H23ZM25 126H24L23 128H26ZM31 126H32V125H31ZM31 126H29V130H30V127H31ZM34 126H35V124H34ZM52 126H54V125H52ZM52 126H51V129H52ZM76 126H77V125H76ZM121 126H122V125H121ZM132 126H133V125H132ZM139 126L141 127V125H139ZM144 126H142V127H144ZM156 126H158V125H156ZM201 126H202V125H201ZM22 127H21V129H23ZM39 127H41V126H39ZM42 127H43V126H42ZM48 127H50V126H48ZM54 127H56V126H54ZM67 127H69V126H67ZM71 127H72V126H71ZM74 127H75V125H74ZM80 127H81V126H80ZM101 127H104V126H101ZM109 127H110V126H109ZM111 127H112V126H111ZM111 127H110V128H111ZM129 127H130V126H129ZM133 127H134V126H133ZM262 127H263V126H262ZM3 128H4L3 130H6V129H5L6 126H3ZM18 128H19V127H18ZM31 128H33V127H31ZM62 128H63V126H62ZM69 128H70V127H69ZM110 128H109V130H110ZM113 128H114V126H113ZM113 128H111V129H113ZM135 128H136V127H135ZM146 128H147V126H146ZM211 128H212V127H211ZM214 128H215V127H214ZM263 128H264V127H263ZM263 128H262V129H263ZM33 129H34V128H33ZM33 129H31V130H33ZM48 129H49V128H48ZM54 129L56 130V128H54ZM54 129H52V130H54ZM71 129H72V128H71ZM75 129H77V128H75ZM87 129H88V128H87ZM93 129H94V128H93ZM104 129L107 130V129H106V125H105V128H104ZM136 129H137V128H136ZM190 129H191V128H190ZM10 130H11V129H10ZM29 130H26V131H28L29 134H30V131H29ZM39 130H42V129L40 128ZM91 130H92V129H91ZM95 130H96V129H95ZM118 130H119V129H118ZM118 130H117V131H118ZM154 130H155V129H154ZM199 130H200V129H199ZM214 130H215V131H214V135H215V132H216L218 129H214ZM219 130H221V129H219ZM219 130H218V131H219ZM263 130H264V129H263ZM6 131L8 132L9 130H6ZM12 131H14V130H11V132L8 133V134H11V133L14 134V132H12ZM22 131H23V130H22ZM42 131H43V130H42ZM64 131H66L65 128H64ZM78 131H79V130H78ZM85 131H86V130H85ZM102 131H104V130H101V132H102ZM149 131H151L150 128H149ZM152 131H153V128H152ZM152 131H151V132H152ZM20 132H21V130H20ZM20 132L18 131V134H19ZM33 132H35V131H33ZM36 132H37V131H36ZM59 132H61V131H59ZM59 132H58V133H59ZM104 132H105V131H104ZM106 132H108V131H106ZM135 132H136V131H135ZM141 132H142V131H141ZM143 132L145 133L144 130H143ZM143 132H142V133H143ZM161 132H162V131H161ZM191 132H192V131H191ZM208 132H210V135H211V133H212L213 131L211 132V130H210V131H208ZM233 132H234V130H233ZM233 132H232V133H233ZM262 132H263V131H262ZM23 133H24V132H23ZM38 133H40V132L38 131ZM61 133H62V132H61ZM61 133H60V134H61ZM78 133H79V132H78ZM78 133L76 132V134H78ZM144 133L142 134V138H143V136H144ZM13 134H11V137H9L8 135H5V136L3 135V136H4V137L7 136L6 139H7L8 137H9V139H10V138H12V135H13ZM31 134H32V133H31ZM48 134H49V133H48ZM68 134H69V132H68ZM68 134H66V135L68 136ZM108 134H109V133H108ZM113 134H114V133L111 132L110 136H115V135H113ZM146 134H147V133H146ZM151 134H152V133H151ZM198 134H200V133H198ZM212 134H213V133H212ZM216 134H218V133H216ZM226 134H227V133H226ZM239 134H240V133H239ZM15 135H16V134H15ZM15 135H13V136L15 137ZM20 135H21V134H20ZM32 135H33V134H32ZM43 135H44V134H43ZM56 135H58V134H57V131H56ZM56 135H55V136H56ZM62 135H63V134H62ZM62 135H61V136H62ZM71 135H72V133H71ZM78 135L80 136V133H79ZM86 135H87V133L85 132V135H83V136H86ZM116 135H118V136H115V137L118 139V142H119L120 140H119L118 137H119L120 135H119V134H116ZM154 135H155V133H154ZM154 135H151V136L154 137ZM206 135H207V133H206ZM210 135L208 134V138L205 137V140H206V141H207V139L210 138L209 141H208L209 143H210V141L213 142V140H211V138H212L211 136H212V135H211V136H210ZM21 136H22V135H21ZM21 136H19V137L17 136V138H20ZM23 136H24V135H23ZM25 136H27V134H26ZM59 136H60V135H59ZM61 136H60V137H61ZM63 136H64V135H63ZM63 136H62V137H63ZM67 136H66V138H68V139L70 140V138L67 137ZM74 136H75V135H74ZM102 136H103V135H102ZM105 136H106V134H105ZM105 136H104V137H105ZM110 136H109V137H110ZM145 136H146V135H145ZM147 136H148V135H147ZM149 136H150V134H149ZM151 136H150V138H151ZM201 136H202V135H201ZM209 136H210V137H209ZM217 136H218V135H217ZM220 136H221V135H220ZM222 136H223V134H222ZM222 136H221V137H222ZM230 136H231V133H230ZM14 137H13V138H14ZM28 137H29V135H28ZM28 137H27V138H28ZM49 137H51V135H49ZM71 137H73V135H72ZM80 137H81V136H80ZM80 137H79V138H80ZM109 137H108V138H109ZM122 137H124V136L122 135ZM157 137H158V135H157ZM157 137H156V138H157ZM184 137H185V136H184ZM194 137H195V136H194ZM194 137H193V139H194ZM215 137H216V136H215ZM232 137H233V134H232ZM237 137H238V136H237ZM259 137H261V136L259 135V136H258V139H259ZM17 138H16V139H17ZM34 138H36V137H34ZM47 138H48V137H47ZM63 138H64V137H63ZM93 138H94V137H93ZM113 138H114V137H113ZM120 138H121V137H120ZM140 138H141V136H140ZM145 138H146V137H145ZM147 138H148V137H147ZM186 138H187V136H186ZM186 138H185V140H187ZM206 138H207V139H206ZM233 138H234V137H233ZM261 138L264 139L263 137H261ZM2 139H3V138H2ZM14 139H15V138H14ZM22 139H24V138L22 137ZM41 139H42V137H41ZM44 139H46V138H44ZM53 139H54V138H53ZM58 139H59V138H58ZM68 139H67V140H68ZM71 139H72V138H71ZM77 139H78V137H77ZM77 139H76V141H77ZM89 139H90V137H89ZM114 139H115V138H114ZM148 139H149V138H148ZM151 139H153V138H151ZM173 139H174V137H173ZM188 139H189V138H188ZM191 139H192V138H191ZM201 139H202V138H201ZM219 139H220V138H218V140H219ZM231 139H232V138H231ZM234 139H235V138H234ZM256 139H257V138H256ZM18 140H19V139H18ZM18 140H17V141H18ZM24 140H26V138H25ZM50 140H52V138H51ZM50 140H48V141L50 142ZM55 140H57V136L55 137ZM63 140H64V139H63ZM65 140H66V139H65ZM73 140H74V139H73ZM78 140H79V139H78ZM80 140H81V138H80ZM84 140H85V139H84ZM109 140H111V142H110V141H109V142H110L112 145H114V142H113L114 140H113V139H109ZM112 140H113V141H112ZM122 140H123V139H121V141H122ZM142 140H143V139H142ZM154 140H155V139H154ZM175 140H176V139H175ZM185 140H184L183 142H185ZM259 140H260V139H259ZM12 141H13V140H12ZM12 141L10 140V142H12ZM17 141H16V142H17ZM29 141H30V140H29ZM41 141H42V140H41ZM58 141H60V140H58ZM81 141H82V140H81ZM104 141H105V140H104ZM107 141H108V139H107ZM115 141H116V140H115ZM126 141H127V140H126ZM145 141H146V140H145ZM145 141H144V142H145ZM168 141H169V140H168ZM171 141H172V140H171ZM234 141H235V140H234ZM254 141H255V140H254ZM254 141H253V142H254ZM256 141H257V140H256ZM256 141H255V143H258V142H259V141H258V142H256ZM5 142H6V140H5ZM19 142H20V141H19ZM22 142H23V143H22ZM25 142H26V141H25ZM25 142H24V141H21V144H24ZM27 142H28V141H27ZM27 142H26V143H27ZM32 142H33V139H32ZM35 142H36V141H35ZM49 142H48V143H49ZM62 142L64 143V141H62ZM79 142H80V141H79ZM85 142H86V140L83 141L82 143H85ZM101 142H102V141H101ZM118 142H116L117 145H118ZM124 142H125V141H124ZM146 142H147V141H146ZM149 142H150V140H149ZM178 142H180V141H178ZM208 142H206V143H208ZM228 142H229V141H228ZM262 142H264V140H262ZM14 143H15V142H14ZM29 143H30V142H29ZM48 143H47V145H48ZM55 143H56V142H55ZM57 143L59 144V142H57ZM77 143H78V142H77ZM77 143H76V144H77ZM87 143H89V140L87 141ZM121 143H122V142H121ZM152 143H153V142H152ZM187 143H189V142H187ZM209 143H208L207 145H209ZM225 143H226V142H225ZM259 143H261V142H259ZM0 144H1V143H0ZM15 144H16V143H15ZM17 144H19V143H17ZM17 144H16V147L18 146ZM21 144H19V145H21ZM50 144H51V142H50ZM52 144H53V143H52ZM73 144H74V143H73ZM76 144H74V146H75ZM97 144H98V143H97ZM142 144H143V143H142ZM142 144H141V145H142ZM170 144H171V143H170ZM175 144H176V143H175ZM7 145H8V147L10 148V146H9L8 143H7ZM10 145H11V147H12V144H10ZM31 145H32V143H31ZM31 145H30V146H31ZM43 145H44V144H43ZM43 145H42V147H41V146H40V147L43 148ZM55 145H56V144H55ZM95 145H96V143H95ZM117 145H116V146H117ZM122 145H123V144H122ZM243 145H244V144H243ZM262 145H264V144H262ZM14 146H15V145H14ZM21 146H22V148L24 149L25 146H24V147H23V145H21ZM21 146H18V147L21 148ZM32 146H33V145H32ZM32 146H31V148H32ZM38 146H39V145H38ZM44 146H45V145H44ZM52 146H53V145H52ZM60 146H61V145L59 144L58 147H60ZM77 146H78V147H76V150L80 147L78 144H77ZM84 146H85V145H84ZM98 146H100V144H99ZM114 146H115V145H114ZM129 146H130V145H129ZM176 146H178V145H176ZM194 146H195V145H194ZM196 146H198V144H197ZM205 146H206V145H205ZM228 146H229V145H228ZM8 147H7V148H8ZM16 147H15V148H16ZM48 147H49V146H48ZM58 147H56V148H58ZM62 147H63V145H62ZM81 147H83V144L81 145ZM110 147H112V146L110 145ZM118 147H119V146H118ZM118 147H117V148H118ZM122 147H123V146H122ZM148 147H149V146H148ZM151 147H152V146H151ZM181 147H182V146H181ZM247 147H248V146H247ZM7 148H6V151H7V150H8V151H9V150L11 151V148H10V149H9V148L7 149ZM29 148H30V147H29ZM31 148H30V149H31ZM45 148H46V146H45ZM45 148H44V149H45ZM65 148H66V144H65ZM68 148H70V147H68ZM83 148H86V147H83ZM99 148H100V147H99ZM106 148H107V147H106ZM114 148H115V147H114ZM136 148H137V147H136ZM198 148H199V147H198ZM205 148H206V147H205ZM243 148H244V147H243ZM13 149H14V148H13ZM27 149H28V148H27ZM33 149H34V148H33ZM44 149H43V150H44ZM46 149H48V148H46ZM49 149H50V148H49ZM54 149H55V148H54ZM54 149L52 148L51 150L53 151ZM70 149H71V148H70ZM89 149H90V147H89ZM210 149H212V148H210ZM16 150H17V148H16ZM18 150H19V148H18ZM21 150H22V149H21ZM55 150H56V149H55ZM72 150H73V147H72ZM79 150H82V149L79 148ZM104 150H105V149H104ZM107 150H109V149H107ZM181 150H183V149H181ZM186 150H187V149H186ZM204 150H205V149H204ZM204 150H202V151L204 152ZM225 150H226V149H225ZM0 151H1V150H0ZM4 151H5V149H4ZM26 151H27V150H26ZM46 151H47V150H46ZM52 151H51V152H52ZM56 151H57V150H56ZM62 151H63V150H62ZM82 151H83V150H82ZM150 151H151V150H150ZM159 151H160V150H159ZM161 151H162V150H161ZM189 151H190V150H189ZM189 151H188V152H189ZM196 151H197V150H196ZM216 151H217V150H216ZM12 152H13V151H12ZM40 152L42 153V151H40ZM48 152H49V151H48ZM54 152H55V151H54ZM57 152H58V151H57ZM86 152H87V151H86ZM109 152H110V151H109ZM122 152H123V151H122ZM205 152H206V151H205ZM205 152H204V153H205ZM210 152L212 153L211 150H210ZM6 153H9V152H6ZM14 153H15V152H13V154H14ZM16 153H18V152H16ZM16 153H15V155L18 156L19 154H16ZM24 153H25V150H23V154H22L23 156H24ZM44 153H45V152H44ZM44 153H43V154H44ZM66 153H67V152H66ZM70 153H71V152H70ZM70 153H69V154H70ZM74 153H75V152H74ZM79 153H81V152H79ZM97 153H98V151H97ZM106 153H108V152H106ZM162 153H163V151H162ZM172 153H174V152H172ZM190 153H191V151H190ZM213 153H214V152H213ZM227 153H228V152H227ZM2 154H3V153H2ZM13 154H11V153L9 154V155H11V158H12V155H13ZM33 154H34V153H33ZM63 154H65V153L62 152V155H63ZM69 154H67V155H69ZM77 154H78V153H77ZM77 154L75 153L74 155L76 156ZM81 154H82V153H81ZM100 154H101V153H99L98 156H99ZM112 154H113V153H112ZM149 154H151V152H150ZM157 154H159V153H157ZM175 154H176V153H175ZM185 154H186V153H185ZM206 154H207V153H206ZM9 155H8V156H9ZM45 155H46V154H45ZM49 155H50V154H49ZM49 155H48V160H47V161L50 162L51 160H49V159H52V158H49ZM74 155H73V156H74ZM106 155H107V154H106ZM147 155H148V154H147ZM186 155H187V154H186ZM212 155H213V154H212ZM221 155H222V154H221ZM0 156H1V154H0ZM2 156H3V155H2ZM5 156H7V154H5V152H4V158H5ZM19 156H20V155H19ZM27 156H29V155H26V157H27ZM34 156H35V155H34ZM34 156H33V158H34ZM56 156H57V155H56ZM58 156H59V155H58ZM60 156H61V155H60ZM77 156H78V155H77ZM84 156H85V155H84ZM84 156H82L83 159H84ZM172 156H173V155H172ZM179 156H180V155H179ZM182 156H183V155H182ZM205 156H206V155H205ZM251 156H252V155H251ZM253 156H254V155H253ZM262 156H263V154H262ZM15 157H16V156H15ZM26 157L24 156V158H26ZM64 157H66V156H64ZM79 157H81V156H79ZM79 157H78V159H79ZM94 157H95V156H94ZM106 157H107V156H106ZM189 157H190V155H189ZM243 157H244V156H243ZM254 157H255V156H254ZM4 158H3V159H4ZM16 158H17V157H16ZM18 158H19V157H18ZM29 158H30V157H28V160H29ZM46 158H47V155H46ZM53 158H54V157H53ZM61 158H62V157H61ZM68 158H69V156H68ZM76 158H77V157H75V159H76ZM111 158H112V157H111ZM117 158H118V157H117ZM130 158H131V157H130ZM155 158H156V157H155ZM155 158H154V159H155ZM171 158H172V157H171ZM175 158H176V157H175ZM209 158H210V156H209ZM5 159H6V158H5ZM5 159H4V160H5ZM20 159H21V158H20ZM43 159H44V158H43ZM54 159L56 160V159H58V158L56 157V158H54ZM93 159H94V158H93ZM118 159H120V158H118ZM121 159H123V158H121ZM124 159H125V158H124ZM158 159H159V156H158ZM1 160H2V159H1ZM1 160H0V162L3 161V160H2V161H1ZM15 160H16V159H15ZM17 160H18V159H17ZM17 160H16V161H17ZM23 160H24V159H23ZM65 160H66V158H65ZM72 160L75 161V162H77V161L74 160V159H72ZM98 160H99V159H98ZM221 160H222V159H221ZM7 161H9L8 158H7ZM31 161H33V159L30 160V163H31ZM34 161H35V160H34ZM67 161H68V160H67ZM69 161L71 162V160H69ZM73 161H72V162H73ZM82 161H83V160H82ZM96 161H97V160H96ZM119 161H120V160H119ZM156 161H157V160H156ZM227 161H228V160H227ZM227 161H226V162H227ZM244 161H245V160H244ZM11 162H12V161H11ZM11 162L9 161V163H11ZM21 162H22V161H21ZM39 162H41V161H39ZM60 162H61V161H60ZM80 162H81V159H80V161H79L78 163H80ZM159 162H160V161H159ZM257 162H258V160H257ZM5 163H7V162H5ZM18 163H19V161H18ZM44 163H46V162L44 161ZM54 163H58V165H59V162H58V161H56V162H54ZM78 163H77V166H78ZM82 163H83V162H82ZM115 163H116V162H115ZM115 163H114V164H115ZM147 163H148V162H147ZM212 163H213V162H212ZM12 164H13V163H12ZM20 164H21V163H20ZM40 164H41V163H40ZM48 164H49V163L47 162L46 165H48ZM51 164H52V163L50 162V165H51ZM67 164H68V163H67ZM72 164H74V163H72ZM80 164H81V163H80ZM83 164H84V163H83ZM86 164H87V163H86ZM114 164H113V165H114ZM154 164H155V163H154ZM156 164H157V163H156ZM242 164H243V163H242ZM2 165H3V164H2ZM4 165H5V164H4ZM7 165H8V164H7ZM69 165H70V163H69ZM81 165H82V164H81ZM81 165H80V166H81ZM94 165H95V164H94ZM107 165H108V163H107ZM190 165H191V164H190ZM243 165H244V164H243ZM14 166H15V164H14ZM14 166H13V167H14ZM17 166H19V165H17ZM26 166H27V165H26ZM26 166H25V167H26ZM30 166H31V165H30ZM38 166H39V165H38ZM48 166H49V165H48ZM80 166H79V167H80ZM85 166H86V165H85ZM96 166H97V165H96ZM221 166H222V165H221ZM245 166H246V165H245ZM259 166H260V165H259ZM259 166H258V167H259ZM3 167H4V166H3ZM8 167H9V166H8ZM41 167H42V166H41ZM49 167H53V164H52L51 166H49ZM71 167H72V165H71ZM97 167H98V166H97ZM112 167H113V166H112ZM29 168H30V167H28V171H32V170L29 169ZM33 168H34V167H32V169H33ZM57 168H59V166H58ZM73 168H75V167H73ZM81 168H82V167H81ZM81 168H80V169H81ZM173 168H174V167H173ZM186 168H187V167H186ZM1 169H2V168H1ZM5 169H6V168H5ZM23 169H24V168H23ZM43 169H45V165H44V168H43ZM47 169H48V168H47ZM50 169H51V168H50ZM70 169L72 170V168H69V170H70ZM80 169H78V170H80ZM116 169H117V167L115 168V171H116ZM119 169H120V168H119ZM53 170H55V168H53ZM62 170H63V168H62ZM76 170H77V169H76ZM168 170H169V169H168ZM195 170H196V169H195ZM218 170H219V169H218ZM39 171H41V170H39ZM56 171H57V170H56ZM72 171H73V170H72ZM82 171H83V169H82ZM109 171H110V170H109ZM141 171H142V170H141ZM258 171H259V170H258ZM5 172H6V171H5ZM15 172H16V171H15ZM45 172H46V170H44V173H45ZM47 172L49 173V170H48ZM50 172L52 173L53 171H50ZM76 172H77V171H76ZM76 172H75V174H76ZM218 172H219V171H218ZM8 173H9V172H8ZM8 173H6V174H8ZM37 173H38V172H37ZM48 173H47V174H48ZM66 173H67V170H66L65 173H63V174H66ZM73 173H74V171H73ZM81 173H82V172H81ZM83 173H84V171H83ZM83 173H82V174H83ZM85 173H86V172H85ZM85 173H84V175L89 176L87 173H86V174H85ZM91 173H92V172H89V174H91ZM174 173H175V172H174ZM231 173H232V172H231ZM263 173H264V172H263ZM45 174H46V173H45ZM47 174H46V177H47ZM52 174H54V173H52ZM60 174H61V173H60ZM78 174H80V173H77V175H78ZM105 174H106V173H105ZM118 174H119V172H118ZM120 174H121V173H120ZM131 174H132V173H131ZM133 174H134V173H133ZM176 174H177V173H176ZM223 174H224V173H223ZM228 174H229V173H228ZM245 174H246V173H245ZM1 175H2V174H1ZM36 175H37V174H36ZM38 175H39V173H38ZM40 175H41V173H40ZM40 175H39V177H40ZM43 175H44V174H43ZM57 175H59V174H57ZM67 175H70V173L67 174ZM84 175H83L84 178H82V179H85V176H84ZM95 175H96V174H95ZM254 175H255V174H254ZM258 175H259V174H258ZM14 176H16V175H14ZM14 176L12 175V177H14ZM73 176H74V175H73ZM87 176H86V178H87ZM91 176H92V175H91ZM10 177H11V176H10ZM10 177H9V178H10ZM12 177H11V180H12ZM44 177H45V176H44ZM89 177H90V176H89ZM89 177H88V178H89ZM249 177H250V176H249ZM9 178H8V179H9ZM27 178H28V176H27ZM58 178H59V176H58ZM60 178H61V177H60ZM60 178H59V179H60ZM68 178H71V177L68 176ZM78 178H80L79 175H78ZM88 178H87V179H88ZM95 178H96V176H95ZM220 178H221V177H220ZM227 178H228V177H227ZM8 179L6 180V182L10 181V180H8ZM29 179H30V178H29ZM42 179H43V177H42ZM59 179H58V180H59ZM73 179H74V178H73ZM218 179H219V178H218ZM228 179H229V178H228ZM37 180H38V179H37ZM49 180H50V179H49ZM64 180L66 181L65 183H68V185H69V182H67V179H65V177H64L63 181H64ZM69 180H70V179H69ZM74 180H75V182H76V179H74ZM79 180H80V179H79ZM79 180H78V181H79ZM95 180H96V179H95ZM24 181H25V180H24ZM27 181H28V180H27ZM30 181H31V180H30ZM45 181H46V180L44 179V182H45ZM59 181H60V180H59ZM61 181H62V180H61ZM145 181H146V180H145ZM13 182H14V181H13ZM16 182H17V181H16ZM34 182H35V181H34ZM48 182H49V181H48ZM48 182L46 181V183H48ZM54 182H55V181H54ZM82 182H83V181H81V184H82ZM88 182H89V181H88ZM94 182H95V181H94ZM241 182H243V181H241ZM246 182H247V181H246ZM252 182H253V181H252ZM3 183H4V182H3ZM22 183H23V182H22ZM27 183H28V182H27ZM30 183H31V182H30ZM49 183H50V182H49ZM58 183H59V182H58ZM70 183H72V179H71ZM83 183H84V182H83ZM114 183H115V182H114ZM0 184H1V183H0ZM17 184L19 185L18 182H17ZM40 184H41V183H40ZM62 184H63V183H62ZM62 184L60 183V186H62ZM81 184H79V186H80ZM105 184H106V183H105ZM202 184H203V183H202ZM227 184H228V183H227ZM240 184H242V183H240ZM29 185H30V184H29ZM45 185H46V184H45ZM65 185H66V184H65ZM76 185H78V184H76ZM90 185H91V184L89 183V187H90ZM115 185H116V184H115ZM228 185H229V184H228ZM248 185H249V184H248ZM1 186H2V185H1ZM30 186H31V185H30ZM32 186H33V185H32ZM38 186H39V185H38ZM38 186H37V188H38ZM41 186H43V188H44V185H43V184H42ZM53 186H54V184H53ZM55 186H57V185H55ZM69 186H71V184H70ZM79 186H77V187H79ZM102 186H103V185H102ZM104 186H105V185H104ZM143 186H144V185H143ZM258 186H259V185H258ZM3 187H4V186H3ZM3 187H0V188L2 189ZM7 187L9 188L8 185H7ZM21 187H22V184H21ZM51 187H52V186H51ZM77 187H76V188H77ZM81 187H83V186H81ZM94 187H95V186H94ZM173 187H174V186H173ZM228 187H229V186H228ZM261 187H262V186H261ZM5 188H6V185H5ZM28 188H29V187H28ZM32 188H34V187H31V190H32ZM45 188H46V187H45ZM57 188H58V187H57ZM57 188H56V189H57ZM64 188H65V187H64ZM64 188H63V189H64ZM79 188H80V187H79ZM86 188H87V187H85V189H86ZM90 188H91V187H90ZM92 188H93V187H92ZM207 188H209V186H207ZM3 189H4V188H3ZM24 189H25V188H24ZM66 189H67V188H65L64 190H66ZM68 189H70V188L68 187ZM68 189H67V191H68ZM87 189H88V188H87ZM87 189H86V192H87ZM105 189H106V188H105ZM142 189H143V188H142ZM228 189H229V188H227V190H228ZM239 189H240V188H239ZM6 190H7V189H6ZM25 190H26V189H25ZM29 190H30V189H29ZM39 190H40V189H39ZM64 190H63V191H64ZM75 190H76V189H75ZM78 190H79V189L76 190L77 193H78ZM81 190H83V188L80 189L79 191H81ZM91 190H92V189H91ZM208 190H209V189H208ZM258 190H259V189H258ZM261 190H262V189H261ZM20 191H21V189H20ZM33 191H35V190H33ZM52 191H53V190H52ZM52 191H51V192H52ZM56 191H57V190H56ZM56 191H55V192H56ZM60 191H62V189H59V191H58L57 193L54 192V193H55V197L57 196L56 198H58V196L61 195L62 192H60ZM67 191H64L63 193H65V192H67ZM71 191H74V189H72ZM76 191H75V192H76ZM88 191H89V190H88ZM92 191H93V190H92ZM106 191H107V190H106ZM28 192H29V191H28ZM37 192H38V191H37ZM48 192H49V191H48ZM59 192H60V195H59ZM83 192H85V191H83ZM89 192H90V191H89ZM89 192H88L87 195H89ZM121 192H122V191H121ZM121 192H120V193H121ZM209 192H210V191H209ZM234 192H235V191H234ZM4 193H5V191H4ZM32 193H33V192H32ZM43 193H44V192H43ZM46 193H47V192H46ZM67 193H69V192H67ZM70 193H71V192H70ZM72 193H73V192H72ZM79 193H80V192H79ZM94 193H95V192L93 191V194H94ZM100 193H101V192H100ZM136 193H137V192H136ZM230 193H231V192H230ZM18 194H19V193H18ZM37 194H38V193H36V195H37ZM49 194H50V193H49ZM57 194H58V195H57ZM74 194H76V193H73V195H74ZM93 194H92V195H93ZM233 194H235V193H233ZM233 194H232V195H233ZM36 195H35V196H36ZM52 195H53V193H52ZM52 195H51V196H52ZM67 195H68V194H67ZM71 195H72V194H71ZM71 195H70V196H71ZM73 195H72V196H73ZM80 195H82V194L80 193ZM80 195H79V196H80ZM85 195H86V194H85ZM104 195H105V194H104ZM108 195H109V192H108ZM111 195H112V194H111ZM230 195H231V194H230ZM237 195H238V193H237ZM237 195H236V196H237ZM256 195H257V194H256ZM16 196H17V195H16ZM38 196H39V195H38ZM48 196H49V195L47 194V197H48ZM62 196H64V195L62 194ZM72 196H71V197H72ZM75 196H76V195H75ZM96 196H97V195H96ZM43 197H44V196H43ZM52 197H53V196H52ZM67 197L69 198V195H68ZM71 197H70V198H71ZM77 197H78V196H77ZM77 197H76V198H77ZM80 197H81V196H80ZM80 197H79V198H80ZM83 197H84V199H87V198H88V196H86L87 198H86L85 196H83ZM100 197H103V196L101 195ZM108 197H109V196H108ZM119 197H120V196H119ZM214 197H215V196H214ZM227 197H228V195H227ZM227 197H226V198H227ZM256 197H257V196H256ZM0 198H1V197H0ZM17 198H18V197H17ZM33 198H34V196H33L30 200H32ZM48 198H49V197H48ZM56 198H55V199H56ZM65 198H66V196H65ZM68 198H67V199H68ZM73 198H74V197H73ZM76 198H74V199H76ZM79 198H77V199H79ZM92 198H93V196H92ZM132 198H133V197H132ZM173 198H175V197H173ZM28 199H29V196H28V198H27L26 200H28ZM45 199H46V198H45ZM49 199H50V198H49ZM51 199H52V198H51ZM53 199H54V198H53ZM55 199H54V200H55ZM77 199H76V200H77ZM94 199H95V198H94ZM106 199H107V196H106ZM210 199H211V198H210ZM7 200H9V199H7ZM33 200H34V202H35V203L33 202L34 205H36L37 203L39 204V200H38V202H36L35 199H33ZM33 200H32V201H33ZM46 200H47V199H46ZM54 200H52V201L54 202V204H55V201H56V202L59 201V199H58V201H57V199H56L55 201H54ZM64 200H65V199H64ZM64 200L62 201V203H64L63 205L68 207L69 205H65V204H66V201H64ZM82 200H83V198H82ZM88 200H89V199H88ZM97 200H98V199H97ZM109 200H110V199H109ZM184 200H185V199H184ZM214 200H215V199H214ZM47 201H48V200H47ZM68 201H69V199H68ZM86 201H87V200H86ZM89 201L92 202V200H89ZM146 201H147V200H146ZM151 201H152V200H151ZM217 201H218V200H217ZM15 202H16V201H15ZM22 202H23V201H22ZM30 202H31V201H30ZM70 202H71V199H70ZM78 202H79V201H78ZM91 202H89V204H90ZM94 202H95V201H94ZM99 202H100V201H99ZM172 202H173V201H172ZM196 202H197V201H196ZM201 202H202V200H201ZM209 202H210V201H209ZM11 203H12V202H11ZM26 203H27V202H26ZM40 203H41V201H40ZM47 203H49V202H47ZM58 203H59V202H58ZM58 203H57V204H58ZM67 203H68V202H67ZM73 203H74V202H73V200H72L71 205H72ZM75 203H77V201H75ZM79 203L82 205V201L79 202ZM87 203H88V201H87ZM17 204H18V203H17ZM28 204H29V203H28ZM30 204H32V203H30ZM134 204H135V203H134ZM187 204H188V203H187ZM212 204H213V203H212ZM212 204H211V205H212ZM63 205H62V206H63ZM73 205H74V204H73ZM75 205H76V204H75ZM86 205H88V204H86ZM91 205H92V204H91ZM91 205H90V206H91ZM94 205L96 206L97 204L94 203ZM138 205H139V204H138ZM10 206H13V208H14V206L17 207V205H12V204H11ZM10 206H9V207H10ZM49 206H50V205H49ZM58 206H59V204H58ZM60 206H61V205H60ZM78 206H79V204H78ZM99 206H101V205H99ZM130 206H131V205H130ZM7 207H8V206H6L5 208H7ZM30 207H31V206H30ZM75 207H76V206H75ZM84 207H85V206H84ZM97 207H98V206H97ZM97 207H96V208H97ZM101 207H102V206H101ZM25 208H26V207H25ZM27 208L30 209L29 206H28ZM32 208H33V207H32ZM35 208H36V207H35ZM45 208H47V207H45ZM50 208H51V207H50ZM53 208H54V206H53ZM69 208H70V207H69ZM69 208H68V209H69ZM71 208H72V207H71ZM78 208H80V207H77V209H78ZM87 208H88V206H87ZM93 208H94V207H93V205H92V209H93ZM99 208H100V207H99ZM99 208H97V210H99ZM213 208H214V207H213ZM18 209H19V208H17V210H18ZM28 209H27V210H28ZM33 209H34V208H33ZM36 209H37V208H36ZM36 209H35V210H36ZM38 209H39V208H38ZM51 209H52V208H51ZM51 209H50V211H51V212H54V211H52ZM55 209H56V207H55ZM55 209H53V210H55ZM62 209H63V207H62ZM68 209L65 208L66 211H68ZM80 209H81V208H80ZM80 209H78V210L80 211ZM88 209H89V208H88ZM100 209H101V208H100ZM139 209H140V208H139ZM46 210H48V208H47ZM69 210H70V209H69ZM218 210H219V209H218ZM42 211H44V210L42 209ZM71 211H72V210H71ZM94 211H95V208H94ZM105 211H106V210H105ZM123 211H124V210H123ZM0 212H1V210H0ZM11 212H13V211H11ZM11 212H10V213H11ZM20 212H21V209H20ZM30 212L32 213V210H30ZM34 212H35V211H34ZM38 212L40 213L41 211L39 210ZM44 212H45V211H44ZM76 212H77V211H76ZM91 212H92V216H94L95 214H93V211H91ZM91 212L89 213V210H88L87 213H89V215L91 216ZM96 212H98V211H96ZM186 212H187V211H186ZM257 212H258V211H257ZM23 213H24V212H23ZM62 213H63V212H62ZM65 213H66V212H65ZM65 213H64V215H65ZM67 213H68L69 215H67ZM67 213H66L65 216H69L68 218H70V213H71V212L68 211ZM80 213H81V212H80ZM84 213H85V211H84ZM101 213H102V212H100V214H101ZM104 213H106V212H104ZM107 213H108V212H107ZM234 213H235V212H234ZM11 214H12V216H13V213H11ZM24 214H25V213H24ZM24 214H23V215H24ZM34 214H35V213H34ZM74 214H76V213H74ZM74 214H73V215H74ZM185 214H186V213H185ZM257 214H258V213H257ZM4 215H5V214H4ZM23 215H22V216H23ZM26 215H27V214H26ZM26 215H25V216H26ZM37 215H38V214H37ZM64 215H60V216H64ZM85 215H87V217H88V214L85 213ZM102 215H103V214H102ZM118 215H119V214H118ZM6 216H7V215H6ZM6 216H5V217H6ZM10 216H11V215H10ZM10 216H9V212H8V217H10ZM22 216H21V217H22ZM28 216H29V214L27 215V218H28ZM31 216H32V215H31ZM34 216H35V215H34ZM51 216H54V213H53V215H51ZM77 216H78V213H77ZM81 216H82V215H81ZM81 216H80V217H81ZM92 216H91V217H92ZM98 216H100V215H98ZM98 216H97V217H98ZM105 216H106V214H105ZM105 216H104V217H105ZM108 216H109V214H108ZM186 216L188 217V215H186ZM186 216H184V217H186ZM35 217H37V216H35ZM42 217H43V216H42ZM44 217H45V216H44ZM44 217H43V218H44ZM85 217H86V216H85ZM104 217H103V218H104ZM179 217H180V216H179ZM240 217H241V216H239L238 218L240 219ZM0 218H2V217L0 216ZM11 218H12V217H11ZM11 218H10V219H11ZM37 218H39V216H38ZM43 218H42V219H43ZM45 218H46V219H45L46 221L49 220V219H47V217H45ZM53 218H54V217H53ZM66 218H67V217H66ZM66 218H65V219H66ZM73 218H75V216H74V217H73V216L71 217V219H73ZM81 218H82V217H81ZM81 218H80V219H81ZM105 218H106V217H105ZM122 218H123V217H122ZM198 218H199V216H198ZM233 218H234V217H233ZM255 218H257V216H256ZM10 219H9V220H10ZM14 219L16 220V218H14ZM51 219H52V218H51ZM80 219H79V216H78L77 221H80ZM83 219H85V218H82V220H83ZM88 219H90V217H89ZM180 219H181V217H180ZM186 219H188V218H186ZM186 219L184 218V220H186ZM259 219H260V218H259ZM2 220H4V219H2ZM2 220H1V221H2ZM6 220H7V219H6ZM6 220H5V221H6ZM28 220H29V218H28ZM30 220H31V219H30ZM35 220H36L37 222L39 221V220H37V219H35ZM45 220H44V221H45ZM55 220H56V219H55ZM55 220H54V221H55ZM63 220H64V219H63ZM68 220H69V221H68ZM95 220H96V218H95ZM103 220H104V219H103ZM106 220H107V219H106ZM109 220H110V219H109ZM112 220H113V219H112ZM112 220H111V222H113ZM198 220H199V219H198ZM206 220H207V219H206ZM13 221H14V220H13ZM16 221H17V223H15V224L17 225V224H18V220H16ZM20 221H21V220H20ZM20 221H19V222H20ZM24 221H25V220H24ZM40 221H41V218H40ZM49 221H50V220H49ZM49 221H48V222H49ZM58 221H60V220H58ZM71 221H73V220H71ZM75 221H76V219H75ZM77 221H76V222H77ZM93 221H94V220H93ZM93 221H92V225H94L93 223L95 222V221H94V222H93ZM101 221H102V220H101ZM239 221H242V220L240 219ZM239 221H237V223H240ZM7 222H8V221H7ZM42 222H43V221H42ZM50 222H51V221H50ZM67 222H70V219H67ZM83 222H84V220H83ZM102 222H103V221H102ZM104 222H105V220H104ZM116 222H117V221H116ZM116 222H115V224L117 225ZM122 222H123V220H122ZM186 222H189V221L187 220ZM234 222H235V221H234ZM0 223H1V222H0ZM3 223H4V221H3ZM28 223H29V222H27V223H25V224L29 225ZM30 223L32 224L31 221H30ZM51 223H52V222H51ZM53 223L55 224L56 222H53ZM64 223L66 224V221H65V220H64ZM70 223H71V222H70ZM113 223H114V222H113ZM232 223H233V222H232ZM5 224H7V223L5 222ZM11 224H12V222H11ZM13 224H14V222H13ZM15 224H14V225H15ZM22 224H23V223H22ZM40 224H41V223H40ZM40 224H39V222H38L39 227H40ZM42 224L45 225V223H42ZM71 224H72L74 227H77V225L75 226L73 223H71ZM87 224H89L88 221H87ZM87 224H85V225H87ZM99 224H101V223H99ZM104 224L107 225V222L104 223ZM104 224H103V225H104ZM110 224H111V223H110ZM241 224H242V223H241ZM3 225H4V224H3ZM3 225L0 224V228H1ZM18 225H19V224H18ZM18 225H17V226H18ZM38 225H37V226H38ZM48 225H49V224H48ZM72 225H71V227H73ZM80 225H81V224H80ZM92 225H91V226H90V225H89V226L87 225V226H88V227H91V228L95 226V225H94V226H92ZM103 225L101 224V226H103ZM116 225H115V226H116ZM120 225H121V224H120ZM167 225H168V224H167ZM184 225H185V223H184ZM197 225H198V223H197ZM234 225H235V224H234ZM238 225H240V224H238ZM8 226L11 227L10 224H9ZM17 226H15V227H17ZM29 226H30V225H29ZM49 226H50V225H49ZM56 226H57V225H56ZM66 226H68V223H67ZM101 226H99V228H100ZM110 226H111V225H110ZM112 226H113V225H112ZM235 226H236V225H235ZM244 226H245V225H244ZM261 226H262V225H261ZM13 227H14V226H13ZM18 227H21V226H18ZM23 227H24V226H23ZM25 227H26V226H25ZM25 227H24V228H25ZM43 227H44V226H43ZM50 227H51V226H50ZM57 227H58V226H57ZM71 227H70V228H71ZM74 227H73V228H74ZM88 227H86L85 229H87ZM108 227H109V226H108ZM184 227H185V226H184ZM229 227H230V226H229ZM232 227H233V224L231 225V229H232ZM236 227H238V226H236ZM11 228H12V227H11ZM32 228H33V224H32ZM46 228H48V226H47V227L45 226V230H44V228H43V230L46 231ZM58 228H59V227H58ZM111 228H112V227H111ZM113 228H115V227H113ZM196 228H197V227H196ZM227 228H228V227H227ZM15 229H17V228H15ZM15 229H14V230H15ZM21 229H22V228H21ZM29 229H30V228H29ZM29 229H28V230H29ZM33 229H34V228H33ZM33 229H30V230H33ZM35 229H36V228H35ZM48 229H51V228H48ZM74 229H76V228H74ZM77 229H78V228H77ZM77 229H76V230H77ZM94 229H95V228H94ZM94 229H93V230H94ZM103 229H104V228H103ZM105 229H106V228H105ZM105 229H104V230H105ZM0 230H2V228H1ZM5 230L8 231V227H7V229H5ZM38 230H39V228H38ZM54 230H55V229H54ZM65 230H67L66 227H65ZM81 230H83V229H81ZM88 230H89V229H88ZM93 230H90V231L93 232ZM98 230H99V229H98ZM98 230H97V231L95 230V233L101 231V230H99V231H98ZM110 230H111V229H110ZM113 230H114V229H113ZM195 230H196V229H195ZM232 230H233V229H232ZM236 230H238V229H236ZM260 230H261V229H260ZM15 231H16V230H15ZM23 231H24V233L26 232V230H24V229H23ZM48 231H49V230H48ZM68 231H70V230H69V227H68ZM68 231H66V232H68ZM107 231H108V228H107ZM258 231H259V230H257V233H258ZM11 232H12V231H11ZM18 232H19V231H18ZM34 232H35V231H34ZM34 232H33V233H34ZM53 232H54V231H53ZM53 232H52V229H51V233H53ZM56 232H59V230H57ZM64 232H65V231H64ZM72 232H74V230H73ZM72 232H70V234H71ZM81 232H82V231H81ZM88 232H89V231H87L86 233H88ZM105 232H106V231H104V234L107 235L108 232H107V233H105ZM111 232H112V231H111ZM119 232H120V231H119ZM165 232H166V231H165ZM231 232H232V231H231ZM259 232H261V231H259ZM0 233H2V232H0ZM9 233H10V231H9ZM20 233H21V232H20ZM30 233H31V232H30ZM37 233H38V232H37ZM47 233H49V232H46V235H47ZM60 233H61V232H60ZM83 233H84V232H83ZM100 233H102V232H100ZM163 233H164V232H163ZM169 233H170V231H169ZM224 233H225V232H224ZM255 233H256V232H255ZM63 234H64V233H63ZM68 234H69V232H68ZM88 234H91V233H88ZM93 234H94V232H93ZM93 234H92V236H93V239H94L95 237H94ZM111 234H112V233H111ZM227 234H230V233H227ZM3 235H4V234H3ZM13 235H14V234H13ZM41 235H43V232H42ZM46 235H45V236H46ZM65 235H66V233H65ZM65 235H61V237H62V236H65ZM82 235H84V234H82ZM97 235H98V234H97ZM102 235H103V233H102ZM105 235H104V236H105ZM113 235H114V234H113ZM113 235H112V236H113ZM166 235H167V234H166ZM198 235H199V234H198ZM5 236H6V233H5ZM5 236H4V237H5ZM45 236H44V237H45ZM66 236H67V235H66ZM66 236H65V237H66ZM80 236H81V235H80ZM86 236H88V235H86ZM86 236L84 235V238H85ZM90 236H91V235H89L88 237L90 238ZM92 236H91V237H92ZM112 236L110 237V239L112 238ZM178 236H180V235H178ZM221 236H223V235H221ZM12 237H14V236H12ZM18 237H19V236H18ZM23 237H24V236H23ZM32 237H34V236H32ZM36 237H38V236H35V238H36ZM44 237H42V238H44ZM59 237H60V234H59ZM61 237H60V238H61ZM67 237L70 238V235H68ZM67 237L65 238L66 240H67ZM71 237L73 238L74 236H72V234H71ZM100 237H101V236H100ZM106 237H107V236H106ZM217 237H218V236H217ZM253 237H254V236H253ZM253 237H252V238H253ZM19 238H20V237H19ZM53 238H54V237H53ZM69 238H68V239H69ZM79 238H80V237H79ZM97 238H98V237H97ZM190 238H191V237H190ZM223 238H224V237H223ZM228 238H229V237H228ZM245 238H246V237H245ZM1 239H2V241L5 240V239L3 240V237H2ZM8 239H9V238H8ZM8 239H7V240H8ZM26 239H29V240H30V238H27V234H26ZM65 239L63 238L64 242L66 241ZM104 239H106V238H104ZM108 239H109V238H108ZM249 239H250V237H249ZM256 239H257V238H256ZM11 240H12V239H11ZM15 240H17V238H16ZM18 240H19V239H18ZM23 240H24V239H23ZM23 240L21 241L22 244H23ZM33 240H34V239L32 238V241H33ZM40 240H41V239H40ZM45 240H46V239H45ZM51 240L53 241L54 239L51 238ZM61 240H62V239H61ZM63 240H62V241H63ZM79 240H81V238H80ZM82 240H83V239H82ZM89 240H91V242H92V238L89 239ZM89 240H88V241H89ZM96 240H97V239H96ZM111 240H112V239H111ZM196 240H197V239H196ZM216 240H217V239H215V241H216ZM0 241H1V240H0ZM2 241H1V244L3 243ZM5 241H6V240H5ZM12 241H13V240H12ZM12 241H11V242H12ZM24 241H25V240H24ZM58 241H59V239H58ZM62 241H61L60 243H62ZM109 241H110V240H109ZM219 241H220V244H221V243H222L221 240H219ZM222 241H223V240H222ZM228 241H230V239H229ZM8 242H10V241L8 240ZM8 242H7V243H8ZM17 242H18V241H17ZM17 242H15L16 245L18 244ZM35 242H36V239H35ZM45 242H46V241H45ZM64 242H63V243H64ZM73 242H74V240H73ZM82 242H83V241H82ZM93 242H95V241H93ZM112 242H113V241H112ZM163 242H164V241H163ZM174 242H176V241H174ZM242 242H243V241H242ZM250 242H251V239H250ZM4 243L6 244V242H4ZM12 243H14V242H12ZM32 243H33V242H32ZM42 243H43V241H41V245H43ZM58 243H59V242H58ZM69 243H70V242H69ZM69 243H68V244H69ZM71 243H72V242H71ZM71 243L69 244V248L72 246ZM77 243H78V242H77ZM84 243H85V241H84ZM116 243H117V242H116ZM116 243H115V246H116ZM127 243H128V241H127ZM225 243H226V242H225ZM10 244H11V243H10ZM37 244H38V241H37ZM46 244H47V243H46ZM64 244H66V242H65ZM68 244H67V246H68ZM72 244H73V243H72ZM80 244H82V243H80ZM85 244H86V243H85ZM87 244H88V243H87ZM90 244H91V243H89L88 245H90ZM162 244H163V243H162ZM164 244H166V243H164ZM172 244H173V243H172ZM223 244H224V241H223ZM23 245H24V244H23ZM29 245H30V244H29ZM32 245H34V244H31V247H32ZM62 245H63V244H62ZM62 245H61V246H62ZM76 245L78 246V244H76ZM88 245L84 246V247H85V250L87 249L86 247H87ZM118 245H119V244H118ZM170 245H171V244H170ZM176 245H177V242L175 243V246H176ZM238 245L241 246L240 244H238ZM244 245H245V243H244ZM246 245H247V244H246ZM255 245H256V244H255ZM263 245H264V244H263ZM1 246L3 247V245H0V247H1ZM7 246H8V245H7ZM34 246H35V245H34ZM47 246H48V244H47ZM67 246H65V247H67ZM80 246H81V245H80ZM91 246H92V244H91ZM105 246H106V245H105ZM210 246H211V245H210ZM236 246H237V245H236ZM4 247L6 248V246H4ZM31 247H29V248H31ZM38 247H39V246H38ZM56 247H57V246H55V248H56ZM81 247H82V246H81ZM84 247H83V248H84ZM125 247H126V246H125ZM163 247H164V246H163ZM163 247H162V248H163ZM171 247H173V245H172ZM178 247H179V246H178ZM249 247H250V246H249ZM249 247H248V248H249ZM23 248H24V246H23ZM29 248H28V249H29ZM39 248H40V247H39ZM41 248H42V247H41ZM69 248H67V251H64V250H66V248H64V245H63V249H64V250H62V252L64 251V255H65L64 257H66V259H67V257H70L69 255L73 252V251H72V252L69 254V253H68V249H69ZM77 248H78V247H77ZM89 248L91 249L90 246H89ZM106 248H109V247H105V249H106ZM112 248H113V247H112ZM119 248H120V247H119ZM119 248H116V250L119 249ZM173 248H174V247H173ZM175 248H176V247H175ZM180 248H181V246H180ZM208 248H209V247H208ZM215 248H216V247H215ZM215 248H214V250H216ZM235 248L238 249V247H235ZM242 248H245V247H242ZM248 248H247V249H248ZM6 249H7V248H6ZM26 249H27V248H26ZM37 249H38V248H37ZM78 249H80V248H78ZM100 249H101V248H100ZM102 249H103V248H102ZM102 249H101V250H102ZM105 249H104V250H105ZM163 249H165V247H164ZM168 249H169V248H168ZM168 249H167V250H168ZM176 249H178V248H176ZM203 249H204V248H203ZM205 249H206V248H205ZM209 249H210V248H209ZM209 249H208V250H209ZM211 249H212V248H211ZM232 249H233V248H232ZM14 250H15V249H14ZM34 250H35V248H34ZM42 250H43V249H41V251H42ZM55 250H56V249H55ZM76 250H77V249H75V252H73V253H76ZM85 250H84V251H85ZM101 250H100V251H101ZM104 250H103V251H104ZM165 250H166V249H165ZM171 250H172V249H171ZM173 250H174V249H173ZM180 250H181V249H180ZM212 250H213V249H212ZM240 250H241V249H240ZM4 251H5V250H4ZM9 251H10V248H9ZM37 251H39V250H37ZM84 251H81V254H82V252H84ZM90 251H91V250H90ZM90 251H89V249H88V255H89V252H90ZM169 251H170V250H169ZM176 251H177V250H176ZM203 251H204V250H202V252H203ZM210 251H211V250H210ZM234 251H235V250H234ZM247 251H248V250H247ZM0 252H2V250H1ZM58 252H59V250H58ZM66 252H67V253H66ZM77 252L79 253V250H78ZM104 252H105V251H104ZM163 252H166V254L168 255V253H167L168 251H163ZM173 252H174V251H173ZM179 252H181V251H179ZM179 252L177 251V253H179ZM196 252H197V251H196ZM202 252H201V253H202ZM231 252H232V251H231ZM231 252H230V253H231ZM242 252H243V251H242ZM242 252H241V253H242ZM78 253H77L76 255L74 254V256H77V257L79 256L78 258H79V259H80V258L82 259V258L84 257V255L82 254L83 256H82V255L80 256V255H79L80 253H79V254H78ZM85 253H86V251H85ZM174 253H175V252H174ZM174 253H173V254H174ZM204 253H205V252H204ZM206 253H207V252H206ZM209 253H210V252H209ZM241 253H240V254H241ZM244 253H245V252H244ZM10 254H11V253H10ZM41 254H42V252H41ZM41 254H40V255H41ZM68 254H69V255H68ZM166 254H165V255H166ZM173 254H172V255H173ZM179 254H180V253H179ZM60 255H61V254H60ZM66 255H67V256H66ZM92 255H93V254H92ZM92 255H91V256H92ZM102 255H103V254H102ZM167 255H166V257H167ZM192 255H193V254H192ZM201 255H202V254H201ZM201 255H199V256H201ZM205 255H206V254H205ZM237 255H238V254H237ZM71 256H72V255H71ZM89 256H90V255H89ZM174 256H176V254H174ZM197 256H198V255H197ZM206 256L208 257V254H207ZM206 256H205V257H206ZM222 256H224V255H222ZM222 256H221V257H222ZM225 256H226V255H225ZM227 256H228V255H227ZM240 256H241V255H240ZM243 256H244V255H243ZM245 256H246V254H245ZM257 256H259V255H257ZM57 257L60 258V259L58 258V260H59L58 262H60L61 260H63V259H62V256H57ZM85 257H86V254H85ZM133 257H134V256H133ZM169 257H172V256L169 255ZM191 257H192V256H191ZM195 257H196V256H195ZM201 257H202V256H201ZM233 257H234V256H233ZM235 257H236V256H235ZM128 258H129V257H128ZM174 258H175V257H174ZM199 258H200V257H199ZM208 258L210 259V257H208ZM44 259H45V258H44ZM56 259H57V258H56ZM66 259H65V260H66ZM72 259H73V260H72ZM72 259H69V261L72 260V262H73V264H74V259H75V258H72ZM81 259H80V261H81ZM87 259H88L89 261H87ZM87 259H86V261H87L86 263H89V262H90L89 257H87ZM132 259H133V258H132ZM139 259H140V258H139ZM229 259H230V257H229ZM5 260H7V259H5ZM65 260H64V261H65ZM84 260H85V258H84ZM98 260H99V259H98ZM172 260H173V259H172ZM195 260H197V259L195 258ZM205 260H206V259H205ZM207 260H208V259H207ZM210 260H211V259H210ZM78 261H79V260H78ZM130 261H131V260H130ZM165 261H167V260H165ZM213 261H214V260H213ZM56 262H57V261H56ZM56 262H55V264H56ZM58 262H57V264H59ZM61 262H62V261H61ZM66 262H67V260H66ZM72 262H71V263H72ZM82 262H83V260H82ZM82 262H81L80 264H82ZM97 262H98V261H96V263H97ZM127 262H128V261H127ZM139 262H140V261H139ZM184 262H185V261H184ZM189 262H190V261H189ZM197 262L199 263L200 261L198 260ZM202 262H203V260H202ZM202 262H201V263H202ZM204 262H205V261H204ZM62 263H63V262H62ZM64 263H65V262H64ZM94 263H95V262H94ZM128 263H129V262H128ZM132 263H133V262H132ZM166 263L169 264L168 261H167ZM191 263H192V262H191ZM201 263H200V264H201ZM210 263H211V261H210ZM216 263H217V261H216ZM219 263H220V262H219ZM254 263H255V262H254ZM3 264H4V263H3ZM7 264H8V263H7ZM47 264H48V263H47ZM68 264H69V263H68ZM76 264H78L77 261H76ZM184 264H185V263H184ZM192 264H193V263H192ZM202 264H203V263H202ZM204 264H205V263H204ZM211 264H214V263H211ZM225 264H226V263H225ZM235 264H236V263H235ZM258 264H259V263H258Z\"/></svg>",
  "mask_w": 264,
  "mask_h": 264
}]
</instances>
